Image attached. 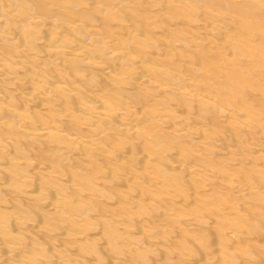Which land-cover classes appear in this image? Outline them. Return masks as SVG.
I'll list each match as a JSON object with an SVG mask.
<instances>
[{"label": "rangeland", "instance_id": "1", "mask_svg": "<svg viewBox=\"0 0 264 264\" xmlns=\"http://www.w3.org/2000/svg\"><path fill=\"white\" fill-rule=\"evenodd\" d=\"M39 1H41V3H43V6ZM52 1L54 4L56 3L55 4L56 6L53 5ZM79 1L80 0H30V1L29 0H15V1H13V0H0V12H1L0 18L4 19V20H2L3 22L6 21V19H7V21L8 20L12 21L13 27L15 28L17 26L16 28H18V29H16V28L14 29L11 26V24L9 25V23H11V22H7V21L4 22L6 24H4L2 21L0 22V31L1 32L6 31V30L11 31L9 33L10 35H8L10 37L9 38L10 40H8V38H6L7 40L5 38H1L3 40L0 39V46H1L0 47V53L4 52V55L6 54L7 57L10 55L11 58L12 57L14 58V60H13L9 57L10 60L14 61V63L13 64L10 63L12 65H7L6 72L11 70L9 68L13 67L15 62L19 61L18 63L21 64L26 59V58H24V60H23V57H22L23 52L20 53L26 45L33 48V49L35 48L39 51H42V50L45 51L48 49V45H47L48 43H49V47H50V44H52V45L56 44L57 45L60 42H61L60 44L62 46L64 44L66 46L72 45V44H74L75 41H76L75 45L79 41H81L82 43L87 42V44H89V45L86 44L87 46H85V47L88 48V46H89L90 49L94 48L96 46H100V47H96L98 49H101V50H98V53L96 51L97 50L96 48H95L96 50H94L98 55L95 54L94 51H93L94 53H91L93 49H91V51H88V50H90L88 48V50L86 51L87 53L86 52L85 53L86 54L90 53L91 54V55L89 54L90 56L86 55L84 53L85 55L78 56L80 59L76 58V59L71 60L68 58L69 60H71V63L67 60L63 61L64 64L60 65L62 67L61 69L58 68V66L53 67L52 63H48V64H44V65L41 64L40 62L36 63V65H35L36 68H38V66H40L41 68L39 67V69L41 71L46 69V70H48V72L52 76H53V73L56 72V75H54L53 78H55V76H56L59 79L65 81L64 83L70 84L72 87H75V88L78 87L79 89L81 88V90H79V93L76 91L73 94H71L70 96L66 93L68 95L67 96L65 94V92L61 93L60 91H56L55 96L56 95H57V97L61 96V98L56 97V99L54 101H52V102L49 101L48 104H50L51 106L54 105L53 109L56 108V110L59 109L58 106L60 105L59 107H61V105L64 102L69 103V106L71 105L70 107H72V106L78 105L80 101H83L82 99L85 98L84 95L87 94L88 97H90V99L87 98L86 100L87 101L93 100V102H91V104H93L95 102L96 99L94 98V96L97 95L96 98H99V100H104V103H106L105 108H107L108 105H109L108 108L116 107L119 109L122 105H123L122 107H127L129 105L131 108L129 112H127V110L126 111L124 110L123 114L122 113H112V114H109L110 116H108L106 114L107 116H103V118L101 116V118L100 117H96V118L91 117V119L87 118V115L90 116L89 114H87L86 117H83L85 114H82V112L79 111L76 113H79L82 116L74 113L78 117L76 115L74 116V114H72L74 116V118L71 117L72 115H70V117H68V118L64 116V117H62L63 119L59 120L60 117H58V115H56L53 111L47 110L48 112L46 111L47 112V115H46V112L42 111V113H41L40 110H36V109H39V107H41V104L38 106L37 103L35 104V103L31 102L34 105V107L36 106V109H32V108H34L33 105L31 104L32 107H31V105H29L30 102L27 100V96L25 94H23L24 92H22V91L26 90V89L24 90V86L20 87V85H19L18 87H20L21 89L17 88V87H16L17 88L16 89L15 88L16 85L14 86L12 84L14 87L12 86L10 88H15V90H17L16 92L14 90L13 91L9 90L10 88L8 89L9 92L7 90L1 91L2 93H0V94L3 96L2 100L6 101V99H8L9 101L8 102L6 101L5 103L8 104L10 102L8 105L11 104L12 106L10 105V107H8V105H6V104L4 106H2V105L0 106V118H1L0 120L5 122V123H1V121H0V123H1L0 124V131H1L0 134L2 136V138H0V143L4 144V145L1 144L4 148V151H2V149H1L2 146H0V158H1V160L3 159L2 161L0 160V162H1L0 165L1 164L4 165V166H1L2 168L0 167V174L2 173L0 176V186H2L1 184H3L4 187L6 185L8 186L7 189L4 188L3 186L0 187V190L2 188V192L0 191V208L2 209L3 212L4 211L7 212V213H4V217H7L8 220H11V221L13 220L14 223L11 224V223L6 222L7 219L5 221H3V222L8 223L7 227H6V223L3 226H1V223H0V227L2 228V230H4V228H5V230L7 231L6 234H5V232L3 233V231H2L1 234H5V236H7V237H5L4 235L0 236V239L3 240V242L1 240L0 241L2 242V244L4 242L5 243L7 242L8 246H10L13 243L12 241H15L16 243H17V241H19L18 243H21L20 245L18 244L20 247H22V246L25 247L28 244V247L27 246H26V248L23 247V249L27 253H25L24 250H23L24 252L21 251L22 249L21 248L19 249L18 248L19 246H15L16 249H18V251H12V253H13L12 254L11 253L12 247H8L9 251H10V253H8V254L12 255L13 264H17V262H19V264H39V263L40 264H47V263H49V264L50 263L51 264H60V263L61 264H64V263L65 264H129V263L130 264H162V263L163 264H224V263H227V264H264V152H263L264 151V132H263L264 131V127H263L264 126L263 125L264 124V8H263L264 7V0H262L263 2L260 1V2H262L261 4H263V5H261L260 2L258 3V5H256V0H205V1L204 0H188L190 2L192 1V3H190L186 0H184L185 2L182 0H176V1L175 0L174 1L173 0H164V1L161 0L160 3L163 2L161 4L158 3V0H154L155 2L157 1L156 3H154V1H152V0H148V1L147 0H138V1L131 0L132 6L130 5L131 4L130 0H124V2L122 1V3L120 0H114V1L113 0H81L80 2ZM125 1H126V4L128 7L125 5ZM127 1H129V2H127ZM167 1H170V3ZM178 1H179V3H178ZM193 1L195 2V4ZM25 2H27V3H25ZM68 2H69V4H68ZM70 2H71V4L75 5L74 8H73V5L70 4ZM75 2H77V3H75ZM144 2L145 3L148 2V3L145 4ZM166 2L171 4V6H168V4H166ZM173 2L175 4V6H174ZM175 2H177L178 4ZM108 3H110L111 5ZM149 3L152 4L153 6H155V8H151L152 6L150 7ZM66 4H68V6ZM136 4H138L139 7L135 6ZM163 4H165V6L167 5V8L169 10H170V8H173L175 10L171 9V11L169 12L168 9H164L165 6ZM180 4H184V5H180ZM186 4H189V5H187V8H186ZM199 4H200V6H199ZM219 4H220V6H219ZM259 4L261 6H259ZM44 5H46V6H44ZM82 5H84V7ZM145 5H147V9L150 11H148L146 9ZM160 5H162V8ZM190 5H191V7H190ZM194 5H198V8H196V6H195V9H194L193 8ZM201 5L203 6V9H202ZM31 6L33 9L31 8ZM57 6L60 8V10L58 9ZM69 6H71L72 8ZM90 6L91 7L93 6L92 9H90ZM184 6H185V8H184ZM251 6H252V8H251ZM27 7H29V8H27ZM34 7L35 8L37 7L38 10H36ZM95 7H97V8L100 7V9L98 8L99 10L93 11V9ZM106 7L109 8L111 12L110 11L108 12L107 11L108 9ZM114 7L116 9L115 12L113 9ZM125 7L128 9H126ZM130 7L132 10L130 9ZM140 7H142V9H140ZM143 7H145V8H143ZM49 8H51V9H49ZM61 8H63V9L65 8V9L61 10ZM67 8H68V10H67ZM111 8H112L113 12H112ZM181 8H183V9H181ZM189 8L190 9L193 8L192 11H190ZM249 8H251V9H249ZM4 9H8V11H5ZM46 9H48V10H46ZM119 9H120V11H119ZM184 9H187L188 13ZM240 9H242V11ZM27 10L31 13L27 14V12H28ZM42 10H46V11H42ZM49 10H51L52 13L48 12ZM65 10H67V11H65ZM75 10H77L76 13L73 12ZM104 10H106V11H104ZM128 10H129V12H127ZM138 10H139V12H138ZM153 10H155V11L157 10L159 15H157L155 17V19H150L148 16L150 14H148V13H151L153 16L156 15V12H153ZM237 10L239 12L241 11V13L243 12V10H245V12H243L242 14L240 13L241 14L240 15ZM9 11H11V12H9ZM59 11H60V14L57 13ZM68 11L71 13H68ZM90 11H92V12H90ZM98 11H100V12H98ZM121 11H124L125 13L123 12V14H122ZM140 11L142 13H145V15H147V17L144 14H142V18H141ZM145 11H148V13L146 14ZM160 11H161V13H160ZM166 11H168V13H166L167 15H165V13L163 14V12H166ZM189 11H190V13H189ZM216 11L217 12L221 11V13H225V14H229V15H238L239 14V17L241 16L238 21L237 20L236 21L228 20V23L226 25L224 24L225 26L224 25L221 26V28L231 26L232 30H233L231 34L225 33L223 31H219L221 28L219 30L216 29V33H217L216 35H215V31H211L209 33V31H210L209 29H207V31L205 30L206 27H204V24L205 23L209 24L210 21L209 22L207 20H206V22L202 21V18H203V20H205V18L210 17L209 18L211 20V24H210L211 27L210 28H212L213 25H215V24H217V22H219L217 20V18L213 16L214 12H216ZM234 11H237V12H234ZM8 12H9V14H7ZM12 12L16 13V15H18L19 19L17 18L16 20L17 21L19 20L20 22L19 21L17 22L15 20V17H17V16L16 15L14 16ZM20 12H23L24 15L21 14ZM61 12H64V13H61ZM66 12L68 14H65ZM72 12L75 13L74 14L75 17L78 16L77 17L78 19L75 18L74 16H72L73 15ZM134 12H136V13H134ZM10 13H12V14H10ZM97 13H99V14H97ZM101 13H102V15H101ZM109 13H111V14H109ZM126 13H127V15H126ZM255 13H257V14H255ZM5 14L7 15V18H4ZM70 14H72V15H70ZM112 14H113V17H110V16H112ZM120 14H121L120 17H122L123 15H126V17L124 16V18L119 19ZM182 14H184V15H182ZM49 15H51V16L53 15V17H55V18H53ZM67 15H69V16L67 17ZM169 15H171L172 18L170 16V17H167V19H166L165 17L169 16ZM8 16H11V17L13 16V18L8 17ZM24 16H28V17H24ZM31 16H38V17L39 16L40 17H48L49 16L48 18L51 17V20L54 23L52 21L49 22V20H48L49 23L47 22L43 25H39V27H38L35 24H33V22L28 21V19L31 18ZM107 16H108V18L106 19ZM175 16L177 18H173ZM58 17L61 18L60 21H57V20H59ZM139 17H140V19H139ZM145 17H146V19H144L142 21V19ZM158 17H159V19H158ZM185 17H186V19H185ZM69 18H71V19H69ZM80 18H81V20H79ZM168 18L169 19L171 18L173 20L170 19L171 20L170 21ZM68 19H69V22L74 20L73 23H75V25L70 24V26L68 27V29L66 31L65 28H67V27L63 26L64 24L61 25V21L63 20L62 22L66 23V22H68ZM100 19H101V21H100ZM132 19H134V22H132L133 21ZM147 19H150V20H147ZM175 19L179 20V21L181 19V24L179 21L178 22L174 21ZM140 20L143 23L148 22V26H146L145 24L143 26L142 23L140 25V23H139ZM187 20H188V22H185ZM27 21L31 23V24L30 23L28 24V27L26 26ZM158 21H160V22L158 23ZM24 22H26L25 27H27V28H25V27L24 28L27 29V31L31 30L32 27H33L32 29L35 30L33 32V35L32 36L30 35L31 36L30 39L25 38L27 36V33L25 35L26 30L23 27H21ZM151 22L153 23L152 25H151ZM77 23L78 24L80 23L82 25L81 29L79 28L80 25H78ZM88 23H89V25H88ZM93 23L94 24L96 23V25L98 27L95 25L93 26ZM98 23H99V25H98ZM104 23L106 24V26L104 25ZM130 23H131V25H130ZM187 23H189V25ZM135 24H137L138 27ZM149 24H150V26H149ZM155 24H156V27H155ZM158 24H161V25H159L160 27L158 26ZM164 24H165V26H163ZM167 24L168 25L170 24L173 29L170 30L171 27H169L170 25L167 26ZM252 24L254 26H252ZM194 25H196V26H194ZM260 25H261V27H260ZM30 26H32V27H30ZM71 26L74 27V29ZM201 26H202V28H201ZM54 27H56V29H54ZM131 27L132 28L136 27V28L131 30V29H129ZM143 27L146 28V30ZM185 27H187V29ZM217 27H219V26L217 25ZM233 27H235V28H233ZM95 28H97V29H95ZM223 28H222V30H223ZM38 29H40L41 31L40 30L38 31ZM128 29H129V31H128ZM157 29H159V30H157ZM162 29H164L166 31H163ZM203 29L205 30L204 32H203ZM74 30H76V31H74ZM92 30H96V31H92ZM137 30H139V31H137ZM182 30L184 31V33ZM212 30H215V29H212ZM16 31L19 33H17ZM83 31H85V33H83ZM87 31H89V32H87ZM136 31L138 34L136 33ZM149 31L152 33L151 37H150L151 33ZM225 31H227V30H225ZM250 31H253V33H255V34L251 33ZM35 32H36V34L39 32H41V33L36 35ZM50 32H52V33L50 34ZM155 32L157 33V35ZM218 32H220V33L223 32V34L222 33L220 34ZM30 33H31V31H30ZM30 33H28V34H30ZM88 33H91L93 38L86 36ZM92 33L95 36H93ZM145 33H148V34L150 33V34L147 36ZM159 33L160 34L162 33V34L160 35ZM181 33H183V34H181ZM247 33H249V34H247ZM41 34L44 35V37ZM67 34L68 35L70 34V35L68 36ZM81 34H83V35H81ZM84 34H86V35H84ZM105 34L108 37L111 35L112 36L111 38H113L112 41L114 40V42L113 43H112V41L106 42L104 40L106 37ZM66 35L68 37L67 39L65 38ZM123 35H124V37H123ZM131 35H132V37H131ZM143 35H144V37H143ZM251 35H253V36H251ZM12 36H13V39H11ZM16 36H18L17 41L15 40L17 38ZM45 36H46V38H45ZM171 36H172L173 40H172ZM175 36H177V38H179V36H180V38H179L180 41H181V39L183 41H181V43H179V42L177 43V41H179V40ZM72 37L74 39H71ZM77 37H78V39H77ZM133 37L135 40L138 39L137 40L138 43H136V41L135 42L133 41L134 40V39H132ZM141 37H143V39L144 38L147 39V42H146L147 44H145V42H143L141 40ZM164 37L167 38L168 40L165 39ZM51 38H52V40H51ZM94 38L95 39L97 38V39L95 40ZM99 38H100V40H99ZM111 38H109V39H111ZM20 39L23 41L22 43H18V42H20ZM31 39H32V42H30ZM60 39H61V41H60ZM69 39H70V41H72V40L73 41L70 42V41H68ZM146 39H145V41H146ZM175 39H177V40H175ZM195 39L197 42H194ZM24 40L25 41L29 40L30 43L28 41H26V42H28V43H26ZM53 40L56 41V43H54ZM58 40H59V42H58ZM155 40L156 41L159 40L160 44L158 45L159 47L154 49L151 47L154 46L153 44H155V42H156ZM1 41H3V43L5 42V43L3 44V43H1ZM14 41H15V44L13 43ZM43 41L45 43L47 42L46 43L47 47H45L46 45ZM122 41H123V43H122ZM141 41L143 43H141ZM217 41H218V43H217ZM69 42H70V44H69ZM9 43H10V45H9ZM11 43L14 46H12ZM219 44L221 45V47ZM23 45H24V47H23ZM42 45H45V46H42ZM75 45H72V46H75ZM146 45H149L148 46L149 49H147V47H145ZM201 45H203V46H201ZM222 45H224V46H222ZM19 46L22 48H20ZM126 46H129V48ZM165 46H167L166 48H169L168 50H170V51H168L165 48ZM14 47H16L18 50ZM130 47L132 49H130ZM162 47H163V49H162ZM150 48L154 49V50H152L154 52H150L152 55H154L153 57L148 52L150 50ZM116 49L118 51L121 49V51L124 52V55H127L126 52H128V56L129 57L133 56V58L135 56H134V53H132L131 51H134V50L136 51V49H137L138 53L136 52L135 55L138 56L137 59H141V60H139L136 63L140 67H141L140 64H142L143 68H140L137 64H135L136 68H135V66L128 64L127 63L128 59H126L127 58L126 56H125V58H119L123 55H121V56H117L116 54L113 55L111 52L114 50L116 51ZM160 49H162V50H160ZM175 49L177 51H175ZM19 50H20V52H19ZM129 50H131V51L129 52ZM6 51H7V53L8 52L9 53L7 54ZM155 51H157V52H155ZM159 51H161V52H159ZM169 52H170V55L172 53L171 56L168 54ZM108 53H110V54H108ZM156 54H158L159 56H157ZM175 54H176V58L174 57ZM185 54H187V55H185ZM189 54L191 57H189ZM0 55L3 56L2 54H0ZM15 55H16L17 61H15ZM17 55H18V58H17ZM149 55H150V57H149ZM146 56H148V58ZM180 56L183 58H181ZM24 57H26V56H24ZM93 57L95 59H92ZM161 57H163V58H161ZM158 58H160V59L158 60ZM164 58H166V59H164ZM198 58H200V60ZM240 58H242V59H240ZM89 59L91 61L102 62L103 63L102 68H104L105 70L106 69L108 70V68H109L110 73L105 74L103 71L100 70V67H92L93 65L88 66V60ZM143 59H146V60L144 61ZM150 59H152V60H150ZM74 60L77 62L74 63ZM124 60H126V61L122 62ZM241 60H243L244 62ZM26 61H28V60L26 59ZM140 61H142V62H140ZM193 61H194V64H192ZM29 62H30V60H29ZM29 62H27V63H29ZM31 62L34 63V60H31ZM148 62H150L151 64ZM49 64H50V66L48 67ZM145 64H148L147 66H148L149 70L151 68V71H152L151 72V71L147 70V72H148L147 75L150 77L153 76V78L156 79L157 81L161 80L163 82V79L166 78L164 80V82L170 81V84H171V81H173L172 78H177L180 75L182 77L185 76L186 79L188 78V81L187 80L183 81L185 79L184 77H183L184 79H181L182 77L179 78L181 81L174 79L177 86L178 87L182 86V89L188 90L187 86L190 83L194 88L196 87L194 89V92L196 90V93L197 92L199 93V90H200V92L206 94L205 98L202 97V95H204V94H202V95H200L201 99L194 98V100L191 99V101L187 102L188 99L184 98V96H180V98H179V96H177L180 93L177 95L171 96V97L169 95L164 96V97L163 96L161 97V95L155 96L154 90H153L155 86H152V84H159V82L154 83L153 81H152V84L146 85L143 87H140V85H139L140 83L139 84L137 83L138 86H130L131 85L130 83L133 82V78H135V80H137L136 82L139 81V77H140L139 75L142 74L141 71L145 72L144 69L147 67V66H145ZM154 64H156L155 67H154ZM159 64L161 67L165 68V69H163V71L166 73V74H164L165 76H163L162 74H159V76H158L156 74V73H160L159 69H162L159 67ZM29 65H31V63ZM168 65H170L172 67V69L170 66L168 68ZM177 65L180 67H178ZM51 66L55 69V71L53 68H51ZM106 66L107 67L109 66V67L107 68ZM191 66H193L194 68H191ZM122 67H126L125 68L126 70ZM156 67L158 69H156ZM120 68H122V70ZM167 68L169 70L171 69V70L176 71L177 74L179 73L178 70H180V74L177 77L176 76L174 77L173 73H175V72L172 71L173 73L169 72L172 75L171 76L169 73H167V71H169ZM188 69H189V71H191V73L189 71L186 73V70H188ZM59 70L61 71V73ZM113 70L116 72H114ZM119 70H121V72H123V73L119 72ZM156 70H158V71L156 72ZM181 71H182V74H181ZM118 72L120 74H122L121 75L122 77H123V74H124V76L128 77V78L123 77L126 82L123 80L122 77H121V79H118V78H120L119 77L120 74H117ZM114 73H115V75H114ZM125 73H126V75H125ZM167 74H169L171 76V78L169 75H168L169 78H167L168 77V76H166ZM131 75H137V77L131 76ZM186 76H188V77H186ZM62 77L63 78L65 77V78L63 79ZM111 77H113V78L115 77V79H112ZM157 78H159V79H157ZM111 80L112 81L114 80V81L112 82ZM192 80L194 81V83ZM198 80H199V82H198ZM174 81H173V83H174ZM195 81H196L198 87L195 86ZM61 82L62 81H60V83ZM116 82H119L120 85L122 84L121 88H120V86L118 87L119 90H117V88H116L117 85H114V84H116ZM127 82H129V83H127ZM184 82H187L188 85ZM207 82L209 84H207ZM165 83L167 84V82H165ZM38 84H40V83H38ZM42 84L44 85L43 82H42ZM123 84H125L126 87ZM127 84H130V85L128 86ZM162 84L163 83H161L159 85H162ZM43 85H42V87H43ZM134 85H136V83ZM185 85H186V87H185ZM42 87L40 86L39 88H42ZM105 87H106V89L104 90ZM123 87L126 88L125 91L123 90L124 89ZM110 88L111 89L113 88L115 92H113V89H112V90H110V92H111V94H110L109 93ZM48 89H50V88H48ZM205 89L208 91H206ZM18 90H20V91H18ZM51 90H52V88H51ZM107 90H108V92H106ZM122 90L124 92H127L126 90H128L127 94H124V92H122ZM4 92H8V93L4 94ZM212 92L214 93L213 94L214 97L217 96V97H215L216 101L213 100V101H215V104L213 105L211 102V104L214 107L217 106L220 109L221 107L223 108L224 105H229L232 102L231 104H233L234 109L237 110L239 108L238 110H244L245 116L247 118L245 117L244 118L245 120H244L243 117L235 116L232 118L234 121V122H232L233 124L230 122L231 125L226 124V123H224V125H223L222 124L223 122L220 121V119L222 118V116L220 118V114H222V113L218 110V108L213 107V110L211 108H207V105L209 104L208 102H210V100H209L210 97L208 96L209 98H207V95L210 94V96L212 97V95H211ZM9 93H10V95H9ZM76 93H78V94L76 95ZM121 93L124 96H122ZM181 93H183V92H181ZM7 94L9 95V97ZM62 94H63V96H62ZM98 94H100V95H98ZM151 94L153 95V98L151 97L152 96ZM4 96L6 99L4 98ZM19 96L22 97L23 100L18 99L17 97H19ZM77 96H79L78 99H77ZM102 96L105 97L106 99L102 98ZM108 96H109V98H107ZM112 96L113 97L115 96L116 99L118 97L117 100L119 102L121 100V102L120 103L118 101L116 102L115 98L111 100L110 97L113 98ZM123 97H124L125 101H123ZM172 97H176V99L175 98L172 99ZM72 98L73 99L75 98V99L73 100ZM165 98H166V100L167 99L169 101L171 100V102H169L167 100L166 103H168V105L171 103L173 104L171 107V109L173 111L169 110L170 107L167 106V104H165V101L163 102L162 99H165ZM178 98H179V101H178ZM12 99H15V101ZM24 99H25L27 104L24 102ZM150 99H152V100H150ZM154 99H155V101H154ZM156 99H158L160 101H156ZM2 100H0V102ZM44 100H46V99L44 98L43 101ZM77 100H78V103H77ZM175 100H176V102L178 101V104L175 102ZM22 101H23V104H22ZM111 102H113V103H111ZM205 102L207 105L205 104ZM223 102H224V104H222ZM88 103H90V102H88ZM153 103H155V104H153ZM219 103H221L222 106ZM13 104H15V105H13ZM24 104H26L24 106L25 108L27 107V105L29 108L24 109V107H22ZM114 104H116V105L119 104L120 106L117 105L118 106L117 107L116 105L114 106ZM186 104H188V105H186ZM163 105H166L169 108H166V106H163ZM6 106L8 107L7 110H6V108H7ZM208 106L211 107L210 105H208ZM4 107H5L6 112L4 110ZM11 107H13V108H11ZM15 107H18V109L17 108L15 109ZM116 108H110L108 110H110V111H113V110L116 111L117 110L118 111V109H116ZM139 108H140V111H139ZM12 109H14L15 111H12ZM121 109H123V108H121ZM3 110L5 113L3 112ZM8 110H9V113L7 112ZM17 110L19 113L20 112L21 113L26 112L24 114L22 113V115L24 116L26 114V116L28 115V117H26V116L21 117L20 116L21 113L20 114L17 113ZM41 110H44V109H41ZM132 110L133 111L135 110V111L133 112ZM164 110L165 111L167 110V112L171 111L172 115H173V113H174V115L173 116L169 115L171 113L167 114V112L163 113ZM39 111L41 114L39 113ZM217 111H219L220 113ZM35 112L37 115L35 114ZM12 113H14V114L12 115ZM43 113H45V117H44ZM127 113H128V115H127ZM6 114L7 115L11 114L8 116V119H10V120L15 119V120L14 121H12V120L11 121H4L5 116L7 117ZM57 114H58V112H57ZM120 114H121V117L119 116ZM163 114H165V115H163ZM38 115H39V118H38ZM112 115H113V120L111 119ZM114 115H115V117H114ZM122 115L125 116L124 117L125 119L122 117ZM217 115H218V117H217ZM19 116H20V118H19ZM30 116H31V118H29ZM48 116L49 117L51 116L52 118L53 117L54 118L52 119V118H49ZM3 117H4V119H3ZM35 117H36V119H35ZM127 117H130V118H128L126 120ZM231 117H232V115H230V118ZM120 118L124 119V124H125L124 126L129 127L128 129L121 127L120 123H118V121H116V120H119ZM163 118H165L166 120L167 119L169 120V121H167L168 122L167 126L164 127V129L156 128L155 127L156 125H154L153 122L159 121V119H163ZM24 119H25V121H28V120H33V121L32 122L28 121L26 123L24 121ZM51 119H52V121H50ZM237 119L243 120V122L246 121L245 123L247 125H245V123H242V121L240 124V122H238ZM38 120H39V122H38ZM41 120H44V121H41ZM46 120H48V121L46 122ZM56 120H58L59 122ZM19 121H21L20 124L18 123ZM34 121L38 122L37 124H39V126L37 124L34 125L35 124ZM249 121L250 122L252 121L253 124H251ZM11 122H12V124H10ZM29 122H31V123H29ZM41 122H43V123H41ZM50 122H52L53 127H52ZM77 122H80L78 126H77V124H78ZM248 122L250 123V125H253L254 128L251 127L250 125L248 126V124H249ZM260 122H262L261 123L263 125V126L261 125L262 128H258V126H257V123H260ZM7 123H8V125H7ZM40 123L45 127L51 128L50 131H53V132L49 131L50 133H47V134L42 133L45 136H43L44 138L41 137V139H36V141H37L36 143L38 144V145H36L33 141V139L37 137L34 134V132L37 133L38 129H36V128L37 127L39 128L42 126V125H40ZM16 124H18V125H16ZM111 124H116V126L114 129L109 130L108 127ZM242 124H244V125H242ZM28 125L30 126L29 128H33L35 126L34 127L35 129L34 128L32 129L34 131L33 133H32V130H30L29 128L27 129L26 126H28ZM240 125H241V127H240ZM18 126H20V129H19L20 131H18V129H17ZM246 126H248L250 129L249 128L247 129ZM75 127H78V128L75 129ZM82 127H84V128H82ZM174 127L175 128L177 127V130H178V131H176L177 135H180L181 133H183L184 130L186 131L187 128H188L189 132H192V133H193L192 130H195L194 132L196 133V138L194 137L195 135L194 136H188V135L185 136L184 133L181 134L183 137L181 135L176 137V136H174L175 133H174V135L172 133L173 131H175ZM205 127L210 128V129H207ZM15 128H16V130H13ZM85 128H86V130L83 131V129H85ZM117 128L121 129V130L125 129L124 131H126V132L125 133L120 132L119 130H117ZM134 128H136L137 130ZM201 128H203V130ZM3 129L5 130L4 132H2ZM23 129H27L28 132H26V130L23 131ZM64 129H65V131H64ZM152 129H153V131H152ZM155 129H156V132L154 131ZM180 129H184V130L182 131ZM199 129L201 130V132ZM54 130L57 132L55 133ZM107 130H109V132L110 131L111 132L110 133L105 132ZM135 130L139 131V133L136 132ZM140 130L144 133H141ZM76 131L79 133H77ZM20 132H22V134L28 133V134H26L28 136H30L32 134H33V136H36V137H33V136L30 137L32 139L33 143L29 142L31 140H29L28 136H27L28 137L27 140L25 139L26 135L25 136L23 135V137H22V134ZM80 132H81V134H80ZM157 132L159 133L158 137H153V136L157 135ZM178 132L180 134H178ZM218 133L221 134L222 136L219 135ZM12 134H14V135H12ZM143 134L146 137L143 136ZM154 134H156V135H154ZM223 134L225 137L223 138V140H218L221 143V144H219L216 140L223 137ZM47 135H50V136H47ZM56 135H57V137H56ZM68 135L70 137L73 136V138L69 139ZM80 135L82 136V139H79V138H81ZM134 135H135V139L138 137L137 139H139V140H138L137 145H135V146L133 145L134 147H132L131 145H129L130 143L128 140H129V137L134 138ZM136 135H137V137H136ZM200 135H201V137H200ZM3 136H6V137H3ZM53 136H55V137H53ZM67 136H68V138H67ZM74 136H76V138H74ZM77 137H78V140L76 141L75 139H77ZM139 137H141L142 139ZM3 138H8L6 140H9V141H11V139L13 138L12 143L15 144L18 141L21 142L20 149L22 148V146L24 144L23 148H26V147L29 148L30 147L31 149H33L36 152H33L31 149H28V148L20 150L18 148L19 147L18 143L15 144V146L16 145L18 146V147L16 146L17 149H14V148H16V147H14V144L13 145L12 144L6 145L8 143H6L7 141L4 140ZM19 138H21V140H19ZM45 138H46L47 142L43 141V140H45ZM62 138H65L66 141L65 140L62 141ZM96 138L97 139L99 138V140H101L102 146L97 148L94 145H93L94 147H92V144H90V143L87 144L88 140L96 139ZM127 138H128V140H126ZM154 138H157V139H154ZM158 138L162 139V143H161V140H159ZM204 138L205 139H211V138L214 139L215 138L216 139L215 141L218 144V147L217 146L216 147L219 150L214 149V148L212 150V147H207V146L201 147L200 145H203L204 141H206ZM47 139L49 140V142ZM67 140H69V142ZM72 140H75L76 143L73 141L74 143L71 144ZM155 140L157 142L159 141V144H158V146L154 147V143L156 142ZM4 141H6L5 142L6 144L4 143ZM117 141L119 144L116 143ZM142 141H145V142H142ZM63 142L66 145H64ZM121 142H123V143H121ZM9 143H11V142H9ZM57 143H59V144H57ZM60 144H61V146H60ZM82 144H83V146H82ZM198 144H200V145H198ZM207 144L208 143H206V145ZM113 145H114V147H116V150L113 147ZM219 145L220 146L222 145L223 147H220ZM7 146L9 147V150L11 148L12 149L9 151ZM69 146H72L70 152L73 151V153H71L73 155H71L69 152H68L69 155H67L68 153L67 154L65 153V151H68ZM73 146H75V147H73ZM124 146H125V148H124ZM162 146L165 147L164 148L165 150H162L163 149ZM166 146L168 149L166 148ZM251 146H253V147L257 146L258 148L252 147L253 149L251 148L252 149V151H251L250 150ZM6 147H7V149H6ZM49 147H51L53 149V151ZM63 147H66V150H64ZM76 147L78 148L77 151L80 150L82 154L80 153V151L77 152L76 149H74ZM38 148H40L41 150ZM42 148H43V151H42ZM202 148H204V149H202ZM61 149H63L64 152H62ZM22 150H24V151H22ZM88 150H90V151H88ZM113 150L115 152H113ZM206 150H208V151H206ZM235 150H236V152H235ZM60 151L63 153V155L65 154L64 157L60 155V154H62ZM116 151H119L120 154L122 153L120 155V157L118 156L119 154L116 155V153H119ZM164 151H166V152H164ZM53 152H54V154H53ZM261 152H262V154H261ZM107 153H108V155H107ZM147 153H148V155H147L148 157H149V155H151L149 157V159H151V160H149V159H147V157H145ZM20 154L22 155L21 159H20ZM24 155H26L25 158L23 157ZM70 155H71L72 159L70 158ZM104 155H105V157H104ZM124 155H126V156H124ZM5 156H7L8 158L6 157V159H5ZM85 156L87 158H89V161ZM18 157L20 160H18ZM78 157H80V158H78ZM83 157H85V159L81 160ZM164 157H167L170 160V162L168 159H166V158L164 159ZM233 157L235 159H232ZM238 157H241V159ZM32 158H33V161L37 164H35V163L33 164V162L31 161ZM208 158H209V160H208ZM25 159H26V161H25ZM62 159H64V160H62ZM118 159H120V161ZM224 159L226 161H224ZM231 159H232V161L235 160V162L234 163L231 162L230 161ZM22 160L24 161V164L28 166V167L26 166V168H28L27 170L25 169V165L21 164V163H23ZM27 160L32 162L33 166H31L32 164H30L29 161L27 162ZM79 160L84 161L83 162L84 164H82V165L89 164L88 167H85V166L83 167L81 165V163H79ZM85 160H86V162H85ZM175 160H176V162L180 160L179 165H183V168H181V166H180L181 169H178L179 166L176 163L174 164ZM227 160H229L230 162H228ZM46 161H48V162H46ZM93 161H95V162L92 163ZM90 162L92 163V165L93 164L97 165V163H98V165H97L98 168H95L94 165L90 166V164H91ZM13 163H15V164H13ZM42 163H43V165H42ZM52 163L54 165H56V167H55L56 169L59 167V169H61L60 171H63L64 173H66L67 168H69L68 170H70L72 172L70 173L67 170V174L69 175V174L73 173V175L74 174L76 175V177H74L73 175H69V179H68V177H64L63 181H65V184H70L69 185L70 187H71V185H74L76 183L72 187L78 194H81V197H78V194L76 192L73 193V191L69 189L68 185H66L68 187V189H67V188H64L63 187L64 184H62V185H59L61 187H59L58 185H57V187H59L61 189L63 188V190L65 189L64 191L59 190V188H57L56 186H54L53 187L54 189H53L51 186L50 189H52V190H50V193L48 194L49 198H46L47 200L46 199H40V200L37 199L39 192L41 191V189H44V185L46 184L45 183L46 180H44V181L41 180V177L43 176V174H42L43 169L42 168H45L44 170L46 171V173H44L45 175L43 177L44 178L48 177L49 175L48 176L46 175V174H48L47 173V171H48L47 167L50 166V164L53 167ZM78 163L82 167H80V165ZM196 163H197V165L198 164L199 165L197 166ZM169 164H170V166L168 167ZM209 164L213 165V166H211V167H213L212 170H207L210 167ZM9 165L12 166V169L17 170V168H18V170H17L18 172H15V170H14V172L16 175L18 173L17 176H20L19 179H22L21 180L22 182L20 180H17L18 182L20 181L19 183H17V186L20 184L23 187L24 186L23 184H25L27 187H29V191H33V193L35 194V199L38 201H36L35 199L29 200L28 198H26L28 200H25V198H23V197H25V193L22 192V189L18 190V191H20L19 193H18V191H17V193H16V191H13L16 188L15 185H16L17 181H15V180L11 181L12 179L10 180V173H12L11 171H13V170L9 169L11 167L8 168ZM14 165L16 167H14ZM22 165H24V166H22ZM203 165H205V167ZM171 166H173V167L171 168ZM201 166H202V168H201ZM3 167H5V169H3ZM40 167H41L42 171H41V169H39ZM176 167H178V168H176ZM211 167H210V169H211ZM6 168H8V169L6 170ZM75 168H76V170H75ZM173 168H176V169H173ZM188 168L190 169V171ZM193 168H194V171H193ZM19 169L23 172V174L22 173L20 174ZM36 169L40 170L41 172L36 170ZM171 169H173L175 171H173ZM9 170H11V171H9ZM168 170L170 171L169 174H168ZM3 171H4V174H3ZM27 171H29V172H27ZM73 171L74 172L78 171V174L76 172L74 173ZM24 172H26L25 174L27 175V176L25 175V177H24ZM34 172L36 173V175H33ZM190 172H192V173L190 174ZM204 172L207 174H205ZM37 173H38V175H37ZM176 173L180 174V175H177ZM202 173H203V175H202ZM208 173H210V174H208ZM7 174H8L7 179H9L11 182H14L15 185H14V183L13 184L10 183L6 179H4L5 181L3 180V177L4 176L6 177ZM31 174L34 177L36 176V178L31 177L32 176ZM12 175H14V174L12 173ZM78 175L82 176L83 179H82V177H77ZM29 176L31 177V180L29 179L30 178ZM37 176H39L40 178L39 177L37 178ZM192 176H195V177H192ZM205 176H207V177H205ZM26 177H28V178H26ZM179 177H180V179H179ZM15 178H16V176L14 177V179ZM16 179H18V178H16ZM7 181L9 182L8 184H7ZM69 181H70V183H69ZM26 182H29V183H26ZM48 182L49 181H47V183ZM72 182L74 184H71ZM78 182L80 184L82 182V184L79 185ZM156 182H157V184H156ZM236 182L240 183V185L237 184V187H235ZM30 183L33 184L34 187ZM241 183L243 184V186ZM29 184L31 186H29ZM230 184L233 186V188ZM258 184H260V185L258 186ZM20 185H19V187H17L18 189L21 188ZM238 185H239V190H242V191L236 190V189H238ZM10 186H12V187H10ZM35 186L37 187L38 190L35 188ZM86 187H88V188H86ZM90 187L92 188V191H94V192H92V194L90 192L91 191ZM203 187H205V188H203ZM80 188H85L86 191L84 194H83V192L80 193L81 190L79 192L78 189H80ZM96 188L98 191L96 190ZM4 189L6 190V192ZM55 189H56V191H55ZM174 189H176V191ZM57 190H59L60 192ZM147 190L149 191V193ZM7 191H10L11 193L7 192ZM82 191H84V190H82ZM235 191L240 192V195H239V193L236 194ZM4 192H5V194H4ZM61 192H62V194H61ZM63 192H65V193H63ZM67 192L68 193L70 192L71 194L70 193L68 194ZM204 192H206V193H204ZM51 193H52V195H51ZM88 193H90V195H87ZM93 193L94 194L96 193L97 197L93 196L94 195ZM36 194H37V197H36ZM72 194L74 196H75V194H77V195H76V197H74V196L70 197V195H72ZM6 195L7 196L9 195V197H6ZM54 196H56V197H54ZM58 196L61 199L58 198ZM62 196L64 197V199H62ZM11 197H12V200H11ZM17 197L19 199H17L18 203L16 204V203H14L13 200L16 199ZM77 197H78V200L79 199L81 200V202H80V200L78 202ZM90 197H91V199H90ZM3 198L5 200H3ZM6 198H7V200L10 199V204L12 203L14 206L12 204L10 205L9 201H7ZM74 198H76L77 201ZM56 199H57V201H56ZM66 199H68V201H66ZM73 199L75 200L76 203L74 202ZM86 199L88 200V203H84L86 201ZM173 199H174V202H173ZM90 200H91V202H90ZM187 201L191 202L192 205H189V203ZM200 201H201V203H200ZM2 202H5V203L7 202V203L5 204ZM33 202L36 204H34ZM49 202H50V204L52 202H54L53 206L58 204V207L55 206L54 207L55 209H51L52 205L50 206L48 204ZM59 202H60V204H59ZM77 202L80 204L77 205L78 204ZM84 204H88L87 208H91V209L83 210L84 208H82V207L85 206ZM8 205L10 206L9 208H8ZM4 206H6L5 208H8V211H7V209L4 210ZM37 206H38V208L39 207H43V208L42 209L40 208V210L38 211ZM67 206H68L69 210L67 208H65ZM12 207H14V208L15 207L16 208L21 207L22 209L20 208L21 211L19 209H18L19 211H15V210L12 211V209H14ZM31 207H33V208L31 209ZM62 207H64L65 210H63ZM29 208H30V210H29ZM48 208L51 209L52 211H48L49 210ZM26 209L28 211H26ZM34 209H36V210H34ZM57 209H59V211H57ZM44 210H46V211H44ZM55 210H56V212H55ZM10 211H12V212L15 211L16 213L15 212L14 213L16 214V216H13L14 213L12 214ZM25 211L27 212L29 217L28 216L25 217L27 215V214H25ZM68 211H70L71 217H69L70 213H68ZM77 211H79V212H77ZM20 212H22V213L24 212L23 215H25V216H23L22 214L21 215L18 214ZM32 212H33V214H31ZM2 213H0V218H1L0 222H2V219L4 218L2 216ZM8 213L12 216H9ZM67 213L69 215H66ZM57 214H58V216L54 218V216ZM52 216H53V218H52ZM17 218H18V220H20L21 218L22 219L26 218L27 220L30 219L31 222L28 220L29 225L28 224L27 225H28V227L30 226V228H31V226H32V228H34L32 230V232H31L30 228L28 230L26 229V231H24L25 229L20 227L22 225H23V227L26 226V225H24V223L26 224V221H27L26 219H23V221H25V222L24 223L21 222L22 225H19L20 221H17ZM45 218H47L48 220H45ZM56 218H58V221H59V219H62L61 220L62 222H64V221H65L64 223H66L67 221L68 222L65 224V226H62V223L60 222L61 223V226H60L59 222L57 224ZM68 218H71V220ZM72 218L75 220H73ZM77 218H78V220H77ZM209 219L211 221H209ZM44 220H45V222H44ZM203 220L204 221L206 220L205 222H207V223H204ZM208 221L210 224L208 223ZM46 222H51L52 225H48V224L45 225ZM241 222H242V224H241ZM30 223H31V225H30ZM32 223L34 224V227H33ZM41 223H42V225H41ZM216 223H218V224H216ZM15 224H18L19 228ZM161 224H164V225H161ZM9 225H10V227H9ZM54 225L56 226L57 229L60 227L59 230L54 229L55 228ZM129 225H131V226H129ZM15 226H17V227H15ZM39 226L41 227L40 231L38 229ZM42 226L44 227L43 229H42ZM69 226H70V228H68ZM156 226H158V227L160 226V227L158 228ZM170 226L171 227L174 226V228L176 227V229L171 228ZM63 227H64L65 231H64ZM129 227H130V230H128ZM21 228L23 229V231L20 230ZM24 228H27V226ZM51 228H52V230H51ZM10 229H12V230H10ZM61 229H63L62 230L63 232L61 231ZM131 229H133L134 231L131 232ZM8 230H10V231H8ZM13 230L14 231L17 230V233L19 230L22 232H27V233L24 234L25 235L24 236L23 233L19 231L20 233H19V235H17L19 237V240H17L15 238L17 240L16 241V240H13L14 236L12 234L15 235L17 233H13L14 232ZM29 230H30V232H29ZM34 230H36V231H34ZM41 230L42 231L45 230L44 233H40ZM105 230H107V231H105ZM229 230L230 231L234 230L237 233V234L235 233L236 237L232 236L233 238H231V236H230L231 234H229V233H231L232 231L229 232ZM37 231H39V232H37ZM69 231H71V232H69ZM8 232H9V234H8ZM45 232L48 233L49 235L48 234L45 235ZM92 232H94V233H92ZM21 233L24 237L20 235ZM56 233L58 235H56ZM71 233H75L76 236H74V234H71ZM43 234L48 238L44 239ZM11 235H12V241L10 240V238H8V237H11ZM69 235L71 237H68ZM137 236L140 237V239ZM26 237L27 238L30 237V239H32V243H30V240L26 239ZM49 237H50V240H49ZM56 238H58V239H56ZM186 238H188L189 240ZM76 239L79 242L76 241ZM52 240H53V242H52ZM50 241L53 244V246L48 248ZM8 242H10V244ZM15 242L13 243V245H15ZM37 242H38V244H37ZM42 242H44L45 244ZM5 243H4L5 247L1 246L0 250L3 249L4 251L8 252V250H7L8 248L6 246L7 244L5 245ZM71 243H72V245H70ZM146 243L148 244V247H149V248L147 247V249H146V246H147ZM179 244H181V245H179ZM45 245H47V246H45ZM140 245H141V247H140ZM30 246H33V248L31 247L32 250L34 248H36L35 249L36 251L34 252L31 250V252L28 253V251L30 250ZM39 246H42L43 248L37 249V247H39ZM10 248H11V250H10ZM27 248H29V250ZM52 248H53V250L54 249L56 250V251L54 250L53 256L55 254V256L57 255L56 256L57 258L55 256L54 257L56 259L60 258L61 260L58 259L56 261V259H54V257L52 256V251H53ZM16 249H14V250H16ZM149 249H151V250H149ZM154 250H156V251L154 252ZM139 251H140V253H139ZM211 251L214 252V254L213 253L210 254ZM1 252H3V251H1ZM47 252H51V256L49 255L50 253L48 254ZM55 252H60V255H59V253L56 254ZM64 252H65V254H63ZM252 252H254V253H252ZM4 253L5 252H3V254ZM242 253H244V254H242ZM18 254H20V255L22 254L21 255L22 257L19 256ZM29 254L35 255V257H33V259H30L31 257H27V259H29V260H27L25 258V256L29 255ZM66 254L68 256H65ZM23 255H24V257H23ZM212 255H213V257H212ZM39 258H41L42 260ZM52 259H54V260H52ZM66 259L70 260V261H67ZM25 260L28 263H25ZM43 260H45V262ZM59 261H60V263H59ZM1 264H5V263L1 262Z\"/></svg>", "mask_w": 264, "mask_h": 264}, {"label": "bare ground", "instance_id": "2", "mask_svg": "<svg viewBox=\"0 0 264 264\" xmlns=\"http://www.w3.org/2000/svg\"><path fill=\"white\" fill-rule=\"evenodd\" d=\"M13 1H15V0H13ZM29 1H30V0H29ZM80 1H81V0H80ZM80 1H79V2H80ZM113 1H114V0H113ZM113 1H112V2H113ZM120 1H121V3H122V1L124 2V0H120ZM136 1H138V0H136ZM147 1H148V0H147ZM152 1H154V0H152ZM160 1H161V0H158V3H159V4L163 3V2L160 3ZM162 1H164V0H162ZM173 1H174V0H173ZM175 1H176V0H175ZM182 1H184V0H182ZM186 1H188V0H186ZM204 1H205V0H204ZM204 1H203V2H204ZM257 1H258V0H256V5H258V3H259L260 1H262V0H259L258 2H257ZM39 2L41 3V1H39ZM39 2H38V3H39ZM49 2H50V1H49ZM93 2H94V1H93ZM102 2H103V1H102ZM110 2H111V1H110ZM127 2H129V1H127ZM149 2H150V1H149ZM156 2H157V1H156ZM156 2L154 1V3H156ZM167 2L170 3V1H167ZM167 2H166V4H168V6H171V4H169V3H167ZM184 2H185V1H184ZM188 2H190V1H188ZM193 2H194V1H193ZM262 2H263V1H262ZM262 2H260V4H261ZM17 3H18V2H17ZM25 3H27V2H25ZM25 3H24V4H25ZM52 3H53V1H52ZM66 3H67V2H66ZM75 3H77V2H75ZM84 3H85V2H84ZM86 3H87V2H86ZM95 3H96V2H95ZM100 3H101V2H100ZM130 3H131V0H130ZM141 3H142V2H141ZM144 3H145V2H144ZM146 3H148V2H146ZM146 3H145V4H146ZM151 3H152V2H151ZM175 3H177V2H175ZM178 3H179V1H178ZM178 3H177V4H178ZM190 3H192V1H191ZM190 3H189V4H190ZM200 3H201V2H200ZM246 3H247V2H246ZM249 3H250V2H249ZM24 4H23V5H24ZM41 4H42V6H43V3H41ZM55 4H56V3H55ZM55 4L53 3L54 6H56ZM64 4H65V3H64ZM68 4H69V2H68ZM68 4H66V5L68 6ZM70 4H71V2H70ZM87 4H88V3H87ZM108 4H110V3H108ZM123 4H124V3H123ZM149 4H150V3H149ZM173 4H174V2H173ZM189 4H186V8H187V5H189ZM194 4H195V2H194ZM201 4H202V3H201ZM206 4H207V3H206ZM250 4H251V3H250ZM252 4H253V3H252ZM254 4H255V3H254ZM260 4H259V6L263 5V4H261V5H260ZM71 5H73V4H71ZM84 5H85V4H84ZM84 5H82V6L84 7ZM89 5H90V4H89ZM110 5H111V4H110ZM114 5H115V4H114ZM125 5L127 6L126 1H125ZM130 5L132 6V3H131ZM139 5H140V4H139ZM147 5H148V4H147ZM147 5H145L146 9H147ZM155 5H156V4H155ZM163 5L165 6V4H163ZM180 5H184V4H180ZM202 5H203V4H202ZM202 5H201V6H202ZM13 6H14V5H13ZM44 6H46V5H44ZM74 6H75V5H73V8H74ZM79 6H80V5H79ZM87 6H88V5H87ZM87 6H86V7H87ZM135 6H138V4H136ZM142 6H143V5H142ZM149 6H150V7L152 6L151 8H155V6H153L152 4H150ZM160 6H161V8H162V5H160ZM160 6H159V7H160ZM174 6H175V4H174ZM195 6H196V8H198V5H194V7H193L194 9H195ZM199 6H200V4H199ZM219 6H220V4H219ZM57 7H58V6H57ZM69 7H71V6H69ZM77 7H78V6H77ZM80 7H81V6H80ZM88 7H89V6H88ZM92 7H93V6H92ZM92 7L90 6V9H92ZM115 7H116V6H115ZM115 7L113 8V9H114V12H115V10H116ZM127 7H128V6H127ZM138 7H139V6H138ZM145 7H143V8H145ZM156 7H157V6H156ZM159 7H158V8H159ZM190 7H191V5H190ZM27 8H29V7H27ZM31 8H32V6H31ZM34 8H35V7H34ZM71 8H72V7H71ZM95 8H96V9H95ZM95 8H94L95 10L93 9V11H97V10L100 9V7H98L99 9H98L97 7H95ZM106 8H107V7H106ZM125 8H126V7H125ZM163 8H164V7H163ZM175 8H176V7H175ZM184 8H185V6H184ZM193 8H192V9H193ZM204 8H205V7H204ZM244 8H245V7H244ZM251 8H252V6H251ZM251 8H249V9H251ZM263 8H264V7H263ZM25 9H26V8H25ZM32 9H33V8H32ZM35 9L38 10L37 7H36ZM43 9H44V8H43ZM49 9H51V8H49ZM54 9H55V8H54ZM58 9L60 10L59 7H58ZM64 9H65V8H64ZM64 9L61 8V10H64ZM79 9H80V8H79ZM85 9H86V8H85ZM88 9H89V8H88ZM107 9H108L107 11L109 12L110 9H109V8H107ZM122 9H123V8H122ZM126 9H128V8H126ZM130 9H131V7H130ZM136 9H137V8H136ZM140 9H142V7H140ZM140 9H139V10H140ZM164 9H168V8H167V5L165 6ZM171 9H172V10H175V9H173V8H170V10L168 9V11L170 12ZM181 9H183V8H181ZM192 9L189 8L190 11H192ZM202 9H203V6H202ZM4 10H5V11H8V9H4ZM46 10H48V9H46ZM46 10H42V11H46ZM67 10H68V8H67ZM67 10H65V11H67ZM69 10H70V9H69ZM111 10H112V8H111ZM124 10H125V9H124ZM131 10H132V9H131ZM139 10H138V12H139ZM144 10H145V9H144ZM147 10H148V9H147ZM160 10H161V9H160ZM177 10H178V9H177ZM184 10L187 11V9H184ZM197 10H198V9H197ZM240 10L242 11V9H240ZM25 11H26V10H25ZM27 11H28V10H27ZM32 11H33V10H32ZM57 11H58V10H57ZM65 11H64V12H65ZM71 11H72V10H71ZM76 11H77V10H75V11H73V12L76 13ZM100 11H101V10H100ZM100 11H98V12H100ZM104 11H106V10H104ZM119 11H120V9H119ZM135 11H136V10H135ZM148 11H150V10H148ZM148 11H145L146 14L148 13ZM151 11H152V10H151ZM162 11H163V10H162ZM168 11L163 12V14L165 13V15H167L166 13H168ZM190 11H189V13H190ZM194 11H195V10H194ZM237 11H238V10H237ZM237 11H234V12H237ZM241 11H240V12L238 11L239 14L241 13ZM246 11H247V10H246ZM9 12H11V11H9ZM9 12H8L7 14H9ZM48 12H51V10H49ZM64 12H61V13H64ZM73 12H72V13H73ZM78 12H79V11H78ZM90 12H92V11H90ZM110 12H111V11H110ZM112 12H113V10H112ZM121 12H122V14H123L124 11H121ZM127 12H129V10H128ZM153 12H156V15L153 16L151 13H148V14L151 15V16L148 15L150 19H155V17H156L157 15H159L157 10H156V11L153 10ZM180 12H181V11H180ZM243 12H245V10H243ZM243 12H242V13H243ZM0 13H1V12H0ZM4 13H5V12H4ZM12 13H13V12H12ZM12 13H10V14H12ZM20 13L24 15L23 12H20ZM28 13H31V12L28 11L27 14H28ZM46 13H47V12H46ZM51 13H52V12H51ZM57 13L60 14V11L57 12ZM57 13H56V14H57ZM68 13H71V12L68 11ZM68 13L66 12L65 14H68ZM75 13H73V15H72V14H70V15H72V16L75 17V15H74ZM124 13H125V12H124ZM134 13H136V12H134ZM160 13H161V11H160ZM182 13H183V12H182ZM187 13H188V11H187ZM242 13H241V14H242ZM246 13H247V12H246ZM56 14H55V15H56ZM79 14H80V13H79ZM88 14H89V13H88ZM97 14H99V13H97ZM109 14H111V13H109ZM142 14L145 15V13H142V12L140 11L141 18H142ZM236 14H237V13H236ZM239 14H238V15H229V14L221 13V11H219V12L216 11V12H214L213 16L216 17L217 20H218L219 22L216 21L217 24L213 25L212 28H210V27H211V25H210V24H211V20L209 19L210 17H207L209 20H208L207 18H205V20H203V18H202V21H205V22H206V20H207L208 22L210 21L209 24H208V23H205V24H204V27H206V29H205V28H204V29H205L206 31H207V29H209V30H210V31L208 30L209 33H210L211 31H215V35H216V34H217V33H216V29L219 30V29L221 28V26H223L224 24L226 25V24L228 23V20H230V21H236V20H237V21H238V20L240 19V17H241V16L239 17ZM241 14H240V15H241ZM255 14H257V13H255ZM262 14H263V13H262ZM13 15L15 16L16 13H13ZM44 15H45V14H44ZM89 15H90V14H89ZM101 15H102V13H101ZM103 15H104V14H103ZM114 15H115V14H114ZM126 15H127V13H126ZM126 15H123L122 17H120V16H121V14H120V15H119V19L124 18V16L126 17ZM182 15H184V14H182ZM198 15H199V14H198ZM201 15H202V14H201ZM243 15H244V14H243ZM5 16H6V17H5ZM5 16H4V18H7V15H6V14H5ZM16 16H17V17H15V20H16L17 18L19 19L18 15H16ZM49 16H51V15H49ZM49 16H48V17H49ZM63 16H64V15H63ZM68 16H69V15H67V17H68ZM92 16H93V15H92ZM109 16H110V15H109ZM145 16L147 17V15H145ZM170 16H171V15L166 16L165 18L167 19V17H170ZM185 16H186V15H185ZM195 16H196V15H195ZM8 17H11V16H8ZM24 17H28V16H24ZM48 17L31 16V18H29L28 21L33 22V24H35L36 26L39 27V25H43V24L47 23L48 20H49V22L52 21V20H51V17H53V15H52L50 18H48ZM77 17H78V16H77ZM77 17H75V18H77ZM88 17H89V16H88ZM110 17H113V14H112V16H110ZM143 17H144V16H143ZM146 17L143 18L142 21H143L144 19H146ZM186 17H187V16H186ZM186 17H185V19H186ZM188 17H189V16H188ZM205 17H206V16H205ZM11 18H13V16H12ZM11 18H10V19H11ZM53 18H55V17H53ZM56 18H57V17H56ZM58 18H59V17H58ZM63 18H64V17H63ZM81 18H82V17H81ZM81 18H80L79 20H81ZM94 18H95V17H94ZM107 18H108V16L106 17V19H107ZM115 18H116V17H115ZM171 18H172V16H171ZM171 18H170V19H171ZM173 18H177V17L175 16V17H173ZM211 18H212V17H211ZM25 19H26V18H25ZM60 19H61V18H59V20H57V19H56V20H57V21H60ZM69 19H71V18H69ZM69 19H68V22H66V23H63V22H62L63 20L61 21V25L64 24L63 26L67 27V28H65L66 31H67L68 27L70 26V24H72V25L74 24V25H75V23H73L74 20H73V21H70V22H71V23H70V22H69ZM77 19H78V18H77ZM82 19H83V18H82ZM88 19H89V18H88ZM139 19H140V17H139ZM139 19H138V20H139ZM150 19H147V20H150ZM158 19H159V17H158ZM158 19H157V20H158ZM168 19H169V18H168ZM170 19H169V20H170ZM2 20H4V19L0 18V22H1ZM132 20H133L132 22H134V19H132ZM164 20H165V19H164ZM171 20H173V19H171ZM171 20H170V21H171ZM183 20H184V19H183ZM6 21H7V19H6ZM6 21H4V22H6ZM16 21H17V20H16ZM18 21H19V20H18ZM18 21H17V22H18ZM28 21H27V23L24 22V23H23L24 25L22 24L21 27L24 28V27H25V23H26V26L28 27V24L30 23V22H28ZM57 21H56V22H57ZM77 21H78V20H77ZM100 21H101V19H100ZM100 21H99V22H100ZM112 21H113V20H112ZM120 21H121V20H120ZM155 21H156V20H155ZM170 21H169V22H170ZM174 21H177V22H178L179 20H176V19H175ZM230 21H229V22H230ZM2 22H3V21H2ZM4 22H3V23H4ZM7 22H11V23H9V25L11 24V26L13 27V25H12L13 22H12V21L8 20ZM14 22H15V21H14ZM19 22H20V21H19ZM49 22H48V23H49ZM52 22H53V21H52ZM56 22H55V23H56ZM102 22H103V21H102ZM106 22H107V21H106ZM137 22H138V21H137ZM156 22H157V21H156ZM159 22H160V21H158V23H159ZM179 22H180V24H181V19H180ZM185 22H188V20L185 21ZM185 22H184V23H185ZM190 22H191V21H190ZM53 23H54V22H53ZM53 23H52V24H53ZM86 23H87V22H86ZM113 23H114V22H113ZM139 23H140V25H141V23H142L143 26H144V24H145L146 26H148V22H147V23H146V22L143 23V22H141V20H140ZM235 23H236V22H235ZM4 24H6V23H4ZM30 24H31V23H30ZM77 24H78V23H77ZM84 24H85V23H84ZM90 24H91V23H90ZM152 24H153V23L151 22V25H152ZM156 24H157V23H156ZM156 24H155V27H156ZM165 24H166V23H165ZM165 24H164L163 26H165ZM187 24L189 25V23H187ZM187 24H186V25H187ZM197 24H198V23H197ZM197 24H196V25H197ZM254 24H255V23H254ZM7 25H8V24H7ZM35 25H34V26H35ZM78 25H80L79 28L81 29V28H82V27H81L82 25H81L80 23H79ZM78 25H77V26H78ZM88 25H89V23H88ZM94 25L97 26L96 23H95V24L93 23V26H94ZM98 25H99V23H98ZM104 25L106 26L105 23H104ZM130 25H131V23H130ZM135 25L137 26V24H135ZM159 25H161V24H158V26H159ZM169 25H170V24H169ZM169 25L167 24V26H169ZM188 25H187V26H188ZM190 25H191V24H190ZM196 25H194V26H196ZM217 25H218L219 27H217ZM225 25H224V26H225ZM32 26H33V25H32ZM32 26H30V27H32ZM128 26H129V25H128ZM133 26H134V25H133ZM149 26H150V24H149ZM158 26H157V27H158ZM252 26H254V25L252 24ZM16 27H17V26H16ZM16 27H15V28H16ZM19 27H20V26H19ZM27 27H25V28H27ZM71 27H72V26H71ZM83 27H84V26H83ZM97 27H98V26H97ZM137 27H138V26H137ZM140 27H141V26H140ZM159 27H160V26H159ZM159 27H158V28H159ZM169 27H171V25H170ZM245 27H246V26H245ZM245 27H244V28H245ZM260 27H261V25H260ZM13 28H14V27H13ZM15 28H14V29H15ZM25 28H24V29H25ZM32 28H33V27H32ZM32 28H31V30H28V31H27V29H25V30H26L25 35H26V33H27V36L29 35L28 37H27V36L25 37L26 39H30V37L33 35V32H34L35 30H33ZM72 28L74 29V27H72ZM84 28H85V27H84ZM84 28H83V29H84ZM134 28H136V27H134ZM134 28L131 27V28H129V29L132 30V29H134ZM143 28H144V27H143ZM185 28L187 29V27H185ZM201 28H202V26H201ZM222 28H223V27H222ZM222 28H221L219 31H223V32H225V33H230V34H231L232 31H233L231 26L224 27L223 30H222ZM233 28H235V27H233ZM16 29H18V28H16ZM24 29H23V30H24ZM29 29H30V28H29ZM35 29H36V28H35ZM41 29H42V28H41ZM54 29H56V27H54ZM54 29H53V30H54ZM85 29H86V28H85ZM95 29H97V28H95ZM129 29H128V31H129ZM144 29L146 30V28H144ZM171 29H173V28L171 27L170 30H171ZM174 29H175V28H174ZM179 29H180V28H179ZM182 29H183V28H182ZM186 29H185V30H186ZM204 29H203V32L205 31ZM212 29H215V30H212ZM23 30H22V31H23ZM25 30H24V31H25ZM32 30H33V31H32ZM36 30H37V29H36ZM39 30H40V29H38V31H39ZM59 30H60V29H59ZM135 30H136V29H135ZM150 30H151V29H150ZM154 30H155V29H154ZM157 30H159V29H157ZM162 30H163V31H166V30H164V29H162ZM176 30H177V29H176ZM180 30H181V29H180ZM225 30H227V31H225ZM22 31H21V32H22ZM24 31H23V32H24ZM30 31H31L32 34L30 33ZM40 31H41V30H40ZM50 31H51V30H50ZM74 31H76V30H74ZM92 31H96V30H92ZM137 31H139V30H137ZM137 31H136V33H137ZM152 31H153V30H152ZM163 31H162V32H163ZM172 31H173V30H172ZM182 31H183V30H182ZM186 31H187V30H186ZM235 31H236V30H235ZM2 32H3V33H2ZM2 32L0 31V39H1V38H5V39L8 38V40H10V39H9L10 37H9L8 35H10L9 33H10L11 31H10V30H6V31H2ZM16 32H17V31H16ZM46 32H47V31H46ZM46 32H45V33H46ZM70 32H71V31H70ZM87 32H89V31H87ZM87 32H86V33H87ZM90 32H91V31H90ZM101 32H102V31H101ZM101 32H100V33H101ZM144 32H145V31H144ZM149 32H150V31H149ZM158 32H159V31H158ZM193 32H194V31H193ZM223 32H221V33L223 34ZM244 32H245V31H244ZM247 32H248V31H247ZM250 32L253 33V31H250ZM17 33H19V32H17ZM28 33H30V34H28ZM39 33H41V32H39ZM39 33H37V34H39ZM42 33H43V32H42ZM45 33H44V34H45ZM48 33H49V32H48ZM51 33H52V32H50V34H51ZM53 33H54V32H53ZM83 33H85V31H83ZM93 33H94V32H93ZM93 33H92V34H93ZM96 33H97V32H96ZM131 33H132V32H131ZM150 33H151V32H150ZM150 33H149V34H150ZM155 33H156V32H155ZM171 33H172V32H171ZM183 33H184V31H183ZM183 33H181V34H183ZM218 33H220V32H218ZM221 33H220V34H221ZM245 33H246V32H245ZM20 34H21V33H20ZM22 34H23V33H22ZM35 34H36V32H35ZM37 34H36V35H37ZM88 34H89V35H88ZM88 34H87V35L84 34V35L89 36V37H92L91 33H88ZM94 34H95V33H94ZM94 34H93V36H95ZM137 34H138V33H137ZM140 34H141V33H140ZM140 34H139V35H140ZM145 34H146L147 36L149 35L148 33H145ZM159 34H160V33H159ZM161 34H162V33H161ZM161 34H160V35H161ZM172 34H173V33H172ZM175 34H176V33H175ZM186 34H187V33H186ZM211 34H212V33H211ZM239 34H240V33H239ZM247 34H249V33H247ZM253 34H255V33H253ZM30 35H31V36H30ZM41 35H42V34H41ZM57 35H58V34H57ZM67 35H68V34H67ZM67 35H66V37L64 36L66 39L68 38ZM69 35H70V34H69ZM69 35H68V36H69ZM81 35H83V34H81ZM128 35H129V34H128ZM141 35H142V34H141ZM156 35H157V33H156ZM167 35H168V34H167ZM178 35H179V34H178ZM192 35H193V34H192ZM218 35H219V34H218ZM19 36H20V35H19ZM39 36H40V35H39ZM42 36L44 37V35H42ZM79 36H80V35H79ZM105 36H106V34H105ZM136 36H137V35H136ZM151 36H152V33L150 34V37H151ZM153 36H154V35H153ZM163 36H164V35H163ZM173 36H174V35H173ZM181 36H182V35H181ZM245 36H246V35H245ZM247 36H248V35H247ZM251 36H253V35H251ZM16 37H17V38H16L15 40L17 41L18 36H16ZM50 37H51V36H50ZM70 37H71V36H70ZM70 37H69V38H70ZM111 37H112V36L110 35L109 37L106 36L105 39H104V38H103V39H104L106 42H111L112 39H113V38H111ZM123 37H124V35H123ZM129 37H130V36H129ZM131 37H132V35H131ZM143 37H144V35H143ZM143 37H141V40H142L143 42H145V44H147V43H146V42H147V39H146V38L143 39ZM161 37H162V36H161ZM167 37H168V36H167ZM175 37L177 38V36H175ZM20 38H21V37H20ZM41 38H42V37H41ZM45 38H46V36H45ZM47 38H48V37H47ZM65 38H64V39H65ZM92 38H93V37H92ZM92 38H91V39H92ZM109 38H111V39H109ZM148 38H149V37H148ZM162 38H163V37H162ZM164 38H165V37H164ZM171 38H172V36H171ZM179 38H180V36H179ZM179 38H177V39L179 40V41H177V43H178V42L181 43V41H183L182 39H181V41H180ZM11 39H13V36H12ZM23 39H24V38H23ZM54 39H55V38H54ZM57 39H58V38H57ZM71 39H74V38L72 37ZM77 39H78V37H77ZM77 39H76V40H77ZM86 39H87V38H86ZM94 39H95V38H94ZM96 39H97V38H96ZM96 39H95V40H96ZM132 39H134V37H133ZM139 39H140V38H139ZM145 39H146V41H145ZM152 39H153V38H152ZM157 39H158V38H157ZM159 39H160V38H159ZM165 39H167V38H165ZM177 39H175V40H177ZM1 40H3V39H1ZM6 40H7V39H6ZM49 40H50V39H49ZM51 40H52V38H51ZM99 40H100V38H99ZM123 40H124V39H123ZM137 40H138V39H136V40L134 39L133 41H134V42L136 41V43H138ZM161 40H162V39H161ZM161 40H160V41H161ZM167 40H168V39H167ZM167 40H166V41H167ZM169 40H170V39H169ZM172 40H173V38H172ZM24 41H25V40H24ZM26 41L29 42V40H26ZM26 41H25V42H26ZM53 41H54V40H53ZM60 41H61V39H60ZM68 41H70V39H69ZM72 41H73V40H72ZM72 41H70V42H72ZM82 41H83V40H82ZM92 41H93V40H92ZM105 41H104V42H105ZM133 41H132V42H133ZM142 41H141V43H143ZM153 41H154V40H153ZM155 41H156V40H155ZM193 41H194V40H193ZM213 41H214V40H213ZM10 42H11V41H10ZM22 42H23V41L20 39V42H18V43H22ZM28 42H26V43H28ZM30 42H32V39H31ZM30 42H29V43H30ZM43 42H44V41H43ZM58 42H59V40H58ZM70 42H69V44H70ZM75 42H76V41H75ZM75 42H74V44H72V43H71V44H72V45H75ZM96 42H97V41H96ZM113 42H114V40L112 41V43H113ZM126 42H127V41H126ZM139 42H140V41H139ZM194 42H197L196 39H195ZM223 42H224V41H223ZM1 43H3V41H1ZM4 43H5V42H4ZM4 43H3V44H4ZM7 43H8V42H7ZM7 43H6V44H7ZM13 43L15 44V41H14ZM33 43H34V42H33ZM44 43H45V42H44ZM46 43H47V42H46ZM46 43H45V45H46ZM54 43H56V41H54ZM60 43H61V42H60ZM60 43H58L59 45H58V44H57V45H56V44H53V45L50 44V47H49V43H48V44H47V45H48V49L45 50V51H44V50L39 51V50H37V49H35V48L33 49V48L27 46L26 44H25V45H26L27 47H26V46L24 47V45H23L24 49H23L21 52H20V50H19V52H20V53L23 52V56H22V57H23V60H24V58H26L28 61H26V59H25L24 61L22 60L23 62H22L21 64L18 63L19 61H18V62H15V64L13 65V67H10V68H9V69H11L12 71L10 70V71H8V72H6V67H7V65H12V64L14 63V61H13L14 58H13V57L11 58L10 55L7 57L6 54H5V55H6V56H5V55H4V52H3V53H0V54L3 55V56L0 55V93H2V92H1L2 90H5V91L7 90V91H8V89H9L10 87H12L13 85H14V86L16 85L15 88H16V87H17V88H20V87L24 86V90H25V89H26V90H25V91H22V92H24L23 94H25V95L27 96V100L30 102L29 105H31L32 103H35V104L37 103L38 106H39V105L41 104V107H39V109H36V106L34 107V105L32 104L33 107H34V108H32V109L40 110L41 113H42V111H43V112H46L47 110H49V111H53L56 115H58V117H60L59 120L63 119L62 117H64V116L68 118V117H70V115H72V114H74V113H76V112H79V111H81L82 114H85L83 117H86V115L89 114L90 116L87 115V118H89V119H91V117H92V118H96V117H100V118H101V116H102V118H103V116H107V115L110 116L109 114H112V113H122V114H123L124 110H125V111L127 110V112L130 111L131 108H130L129 105H128L127 107H122V106H123V105H122L119 109L116 108V107H110V108H116V109H118V111H117V110H116V111H115V110L110 111V110H108V109H110V108H108L109 105L107 104L108 107L105 108V104H106V103H104V100H99V98H96V97H97L96 94H95L96 96H94V98H95L96 100H95V102H94L93 104H91V102H93V100H92V101H87V100H86L87 98L90 99V97H88V95L86 94V95H84L85 98L82 99L83 101H80L78 105H75V104L73 103L75 106L70 107L71 105L69 106V103H65V102H64V103H63L64 105L61 103L63 106H62V105H61V107H59L60 105L58 106L59 109H57V110H56V108L53 109L54 105L51 106V105L48 104V103H49V101L52 102V101H54V100L56 99V97H57V95L55 96V92H56V91H60L61 93L65 92V94L67 93V94L70 96L71 94H73V93L76 92V91L79 93V90H81V88L79 89L78 87H77V88L72 87L70 84H68V83H64L65 81L59 79V78L56 77V76H55V78H53L54 75H56V72L53 73V76H52V75L48 72V70L45 69V70H42V71H41V70L39 69L40 66H38V68H36V66H35L36 63H37V62H40V63L43 64V65H44V64H48V63H52V64H53V67H54V66H55V67L58 66V68L61 69L62 67H61L60 65L64 64L63 61H66V60H67V61H69V62L71 63V60L76 59V58H79L78 56L85 55V54L87 53L86 51H87L88 48H89V46H88V48L85 47V46L89 45V44H87V42H86V43H82L81 41H79L75 46L69 45L70 47H69V46H66L65 44L62 46ZM67 43H68V42H67ZM92 43H93V42H92ZM122 43H123V41H122ZM161 43H162V42H161ZM200 43H201V42H200ZM217 43H218V41H217ZM6 44H5V45H6ZM11 44H12V43H11ZM86 44H87V45H86ZM118 44H119V43H118ZM148 44H149V43H148ZM159 44H160V43H159V40H157V41L155 42V44H153L155 47L153 46V47H151V48H154V49H155V48L159 47V46H158ZM162 44H163V43H162ZM221 44H222V43H221ZM1 45H2V44H1ZM9 45H10V43H9ZM18 45H19V44H18ZM38 45H39V44H38ZM45 45H42V46H45ZM47 45H46L45 47H47ZM142 45H143V44H142ZM171 45H172V44H171ZM219 45H220V44H219ZM12 46H14V45L12 44ZM16 46H17V45H16ZM71 46H72V47H71ZM148 46H149V45H146L145 47H147V49H149ZM163 46H164V45H163ZM201 46H203V45H201ZM212 46H213V45H212ZM222 46H224V45H222ZM0 47H1V46H0ZM6 47H7V46H6ZM19 47H20V46H19ZM40 47H41V46H40ZM96 47H100V46H96ZM96 47L91 48V49H93L91 53H94V52H95L94 50H96V49H97V50H96L97 53H98V50H101V49H98V48H96ZM126 47L129 48V46H126ZM126 47H125V48H126ZM166 47H167V46H165V48H166ZM171 47H172V46H171ZM217 47H218V46H217ZM220 47H221V45H220ZM14 48H16V47H14ZM20 48H22V47H20ZM36 48H37V47H36ZM95 48H96V49H95ZM143 48H144V47H143ZM151 48H150V50L148 51L149 53H150V52H154V51H152V50H154V49H151ZM172 48H173V47H172ZM179 48H180V47H179ZM16 49H17V48H16ZM43 49H44V48H43ZM89 49H90V48H89ZM91 49L88 50V51H91ZM130 49H132V48L130 47ZM147 49H146V50H147ZM162 49H163V47H162ZM162 49H160V50H162ZM166 49L168 50L169 48H166ZM166 49H165V50H166ZM17 50H18V49H17ZM133 50H134V49H133ZM156 50H157V49H156ZM167 50H166V51H167ZM171 50H172V49H171ZM14 51H15V50H14ZM43 51H44V52H43ZM93 51H94V52H93ZM130 51H131V50H129V52H130ZM157 51H158V50H157ZM157 51H155V52H157ZM168 51H170V50H168ZM173 51H174V50H173ZM175 51H177V50L175 49ZM85 52H86V53H85ZM131 52L134 53V56H135L134 58H133V56L129 57V56H128V52H126L127 55H124V52L121 51V49H120L119 51L116 49V51L114 50V51H112L111 53H112L113 55L116 54L117 56H121V55H123V56H121V57H119V58H125V56H126V57H127L126 59H128V60H127V63H128V64H131V65H133V66H135V64H137L136 62H138V61L141 60V59H137L138 56L135 55L136 52L138 53L137 49H136V51L134 50V51H131ZM159 52H161V51H159ZM171 52H172V51H171ZM6 53H7V51H6ZM8 53H9V52H8ZM8 53H7V54H8ZM84 53H85V54H84ZM97 53L95 52V54H97ZM192 53H193V52H192ZM89 54H90V53H88V54H86V55H89ZM95 54H94V55H95ZM99 54H100V53H99ZM108 54H110V53H108ZM145 54H146V53H145ZM150 54H151V53H150ZM166 54H167V53H166ZM168 54L170 55V52H169ZM19 55H20V54H19ZM90 55H91V54H90ZM90 55H89V56H90ZM97 55H98V54H97ZM130 55H131V54H130ZM132 55H133V54H132ZM140 55H141V54H140ZM147 55H148V54H147ZM151 55H152V54H151ZM156 55L159 56L158 54H156ZM169 55H168V56H169ZM171 55H172V53H171ZM171 55H170V56H171ZM173 55H174V54H173ZM185 55H187V54H185ZM185 55H184V56H185ZM192 55H193V54H192ZM11 56H12V55H11ZM13 56H14V55H13ZM20 56H21V55H20ZM24 56H26V57H24ZM144 56H145V55H144ZM153 56H154V55H152V57H153ZM160 56H161V55H160ZM162 56H163V55H162ZM170 56H169V57H170ZM9 57H10L11 59H13V60H10ZM27 57H28L29 59H28ZM87 57H88V56H87ZM114 57H115V56H114ZM146 57L148 58V56H146ZM146 57H145V58H146ZM149 57H150V55H149ZM163 57H164V56H163ZM163 57H161V58H163ZM169 57H168V58H169ZM174 57L176 58V54H175ZM180 57H181V56H180ZM185 57H186V56H185ZM187 57H188V56H187ZM189 57H191L190 54H189ZM218 57H219V56H218ZM8 58H9V59H8ZM17 58H18V55H17ZM68 58L71 59V60H69ZM108 58H109V57H108ZM181 58H183V57H181ZM79 59H80V58H79ZM84 59H85V58H84ZM90 59H91V58H90ZM90 59L88 60V66L93 65L92 67H100V70L103 71L105 74H109V73H110V72H109V68H108L109 66H108V67L106 66V67L108 68V70H107V69L105 70L104 68H102V65H103L102 62H100V61H91ZM92 59H95V58L93 57ZM101 59H102V58H101ZM112 59H113V58H112ZM115 59H116V58H115ZM159 59H160V58H158V60H159ZM164 59H166V58H164ZM198 59L200 60V58H198ZM240 59H242V58H240ZM8 60H9V61H8ZM20 60H21V59H20ZM29 60H30V62H29ZM31 60H34V63H32ZM143 60L145 61L146 59H143ZM150 60H152V59H150ZM150 60H149V61H150ZM153 60H154V59H153ZM183 60H184V59H183ZM243 60H244V59H243ZM243 60H241V61H243ZM15 61H17V60H16V55H15ZM118 61H119V60H118ZM125 61H126V60H124V61H122V62H125ZM147 61H148V60H147ZM154 61H155V60H154ZM169 61H170V60H169ZM171 61H172V60H171ZM27 62H29V63H27ZM76 62H77V61L74 60V63H76ZM113 62H114V61H113ZM140 62H142V61H140ZM152 62H153V61H152ZM155 62H156V61H155ZM195 62H196V61H195ZM243 62H244V61H243ZM10 63H12V64H10ZM17 63H18V64H17ZM30 63H31V65H29ZM67 63H68V62H67ZM86 63H87V62H86ZM105 63H106V62H105ZM109 63H110V62H109ZM115 63H116V62H115ZM146 63H147V62H146ZM148 63H150V62H148ZM156 63H157V62H156ZM190 63H191V62H190ZM38 64H39V63H38ZM52 64H51V65H52ZM150 64H151V63H150ZM160 64H161V63H160ZM160 64H159V67L162 68V69H159V72H160V73H156V74H157L158 76H159V74H162L163 76H165L164 74H166V73L163 71V69H165V68H164V67H161ZM192 64H194V61L192 62ZM65 65H66V64H65ZM67 65H68V64H67ZM110 65H111V64H110ZM121 65H122V64H121ZM137 65H138V64H137ZM140 65H141V67H140L139 65H138V66H139L140 68H143V67H142V64H140ZM147 65H148V64H145V66H147ZM155 65H156V64H154V67H155ZM49 66H50V64L48 65V67H49ZM82 66H83V65H82ZM169 66H170V65H168V68H169ZM172 66H173V65H172ZM177 66H178V65H177ZM188 66H189V65H188ZM53 67L51 66V68H53ZM116 67H117V66H116ZM152 67H153V66H152ZM157 67H158V66H157ZM157 67H156V69L159 68V67H158V68H157ZM170 67H171V66H170ZM173 67H174V66H173ZM178 67H180V66H178ZM13 68H14V69H13ZM40 68H41V67H40ZM66 68H67V67H66ZM122 68L125 69L126 67H122ZM122 68H120V69L122 70ZM135 68H136V66H135ZM147 68H148V66L144 69L145 72H143V71L140 70V71L142 72L143 75H142V74L139 75L140 77H139V81H138V82H136L137 80H135V78L132 77V78H133V82H132V81H131V82H132L133 84L130 83L131 85H130V84H127V85H128V86H129V85H130V86H138L137 83H138V84L140 83V84H139L140 87H143V86H146V85H150V84H152V81H153L154 83L159 82V84L163 83L162 85H159V84H152V86H155L154 89H153V90H154V95H155V96H160V95H161V97H162V96L164 97V96L169 95V96L171 97V96H174V95H177V94L180 93V94L177 95V96H179V98H180V96H184V98H187V99H188L187 102L191 101V99L194 100V98H199V99H201V98H200V97H201L200 95H202V94H204V95H202V97L205 98V96H206V94L200 92V90H199V93H198V92L196 93V90H195V92H194V89H195L196 87L194 88L190 83H189V85H188L187 82H184V83H186V84L188 85V86H187V87H188V88H187L188 90L182 89V86H179V87H178L177 84L175 83L174 79H175V80H178V81H181L179 78H181L182 76H181V75L178 76V75L180 74V70H178L179 73L177 74L176 71L171 70L172 67H171V69H170L171 71L167 68V69L169 70V71H167V73H169V72H171V73L175 72V73H173V74H174V77H175V76H176V77L178 76V77H177V78H172L173 81H174V83H173V81H171V84H170V81H165V82H167V84H166V83L164 82V80H165L166 78L163 79V82H162L161 80H160V81H159V80L157 81L156 79L153 78V76H152V77L148 76V75H147V73H148L147 70H149V68H148V69H147ZM183 68H184V67H183ZM191 68H194V67L191 66ZM195 68H196V67H195ZM53 69H54V68H53ZM154 69H155V68H154ZM197 69H198V68H197ZM121 70H119V72H121ZM125 70H126V69H125ZM136 70H137V69H136ZM175 70H176V69H175ZM199 70H200V69H199ZM46 71H47V72H46ZM52 71H53V70H52ZM54 71H55V69H54ZM59 71H60V70H59ZM72 71H73V70H72ZM113 71H114V70H113ZM123 71H124V70H123ZM149 71H151V68H150ZM157 71H158V70H156V72H157ZM172 71H173V72H172ZM188 71H189V69L186 70V73H187ZM114 72H116V71H114ZM119 72H118L117 74H120ZM126 72H127V71H126ZM151 72H152V71H151ZM154 72H155V71H154ZM154 72H153V73H154ZM189 72L191 73V71H189ZM60 73H61V71H60ZM97 73H98V72H97ZM121 73H123V72H121ZM169 74H170V73H169ZM169 74H167L166 76H168ZM176 74H177V75H176ZM181 74H182V71H181ZM58 75H59V74H58ZM114 75H115V73H114ZM121 75H122V74H120V76H119L120 78H118L117 76H116V77H117L118 79H121V77H122ZM125 75H126V73H125ZM170 75H171V74H170ZM170 75H169V76H170ZM186 75H187V74H186ZM63 76H64V75H63ZM97 76H98V75H97ZM129 76H130V75H129ZM131 76H136V77H137V75H131ZM169 76H168L167 78H169ZM171 76H172V75H171ZM171 76H170V78H171ZM123 77L125 78V77H127V76H124V74H123ZM123 77H122V78H123ZM154 77H155V76H154ZM183 77L185 78V76H183ZM183 77H182L181 79H184ZM186 77H188V76H186ZM189 77H190V76H189ZM57 78H58V79H57ZM62 78H63V77H62ZM64 78H65V77H64ZM64 78H63V79H64ZM111 78H112V79H115V77H114V78L111 77ZM117 78H116V79H117ZM124 78H123V80H124ZM127 78H128V77H127ZM127 78H126V79H127ZM155 78H156V77H155ZM109 79H110V78H109ZM157 79H159V78H157ZM160 79H161V78H160ZM68 80H69V79H68ZM68 80H67V81H68ZM185 80L188 81V78H187V79L185 78L183 81H185ZM194 80H195V79H194ZM60 81H62L63 83H62V82L60 83ZM69 81H70V80H69ZM72 81H73V80H72ZM111 81H112V80H111ZM113 81H114V80H113ZM113 81H112V82H113ZM120 81H121V80H120ZM124 81H125V80H124ZM192 81H193V80H192ZM12 82H13V83H12ZM42 82L44 83V85L42 84ZM70 82H71V81H70ZM112 82H111V83H112ZM125 82H126V81H125ZM168 82H169V83H168ZM176 82H177V81H176ZM198 82H199V80H198ZM38 83H40V84H38ZM73 83H74V82H73ZM105 83H106V82H105ZM107 83H108V82H107ZM127 83H129V82H127ZM135 83H136V85H134ZM193 83H194V81H193ZM12 84H13V85H12ZM109 84H110V83H109ZM118 84H119V82H116V84H114V85H117V87L115 86V87L117 88V90H119V89H118L119 86H120V88H121V86H122V84H121V85H120V84L118 85ZM207 84H209V83L207 82ZM19 85H20V87H18ZM42 85H43V87H42ZM82 85H83V84H82ZM123 85L125 86V84H123ZM190 85H191L192 87H191ZM193 85H194V84H193ZM14 86H13V87H14ZM34 86H35V87H34ZM40 86H41L42 88H39ZM110 86H111V85H110ZM195 86H197L196 81H195ZM199 86H200V85H199ZM125 87H126V86H125ZM125 87H123L124 89L122 88L124 91H125V89H126ZM185 87H186V85H185ZM189 87H190L191 89H190ZM197 87H198V86H197ZM15 88H10L9 90H12V91L14 90V91L16 92L17 90H15ZM17 88H16V89H17ZM48 88H50V89H48ZM51 88H52V90H51ZM130 88H131V87H130ZM134 88H135V87H134ZM183 88H184V87H183ZM20 89H21V88H20ZM105 89H106V87L104 88V90H105ZM112 89H113V88H112ZM112 89H111V88L109 89V93H110V94H111L110 90H112ZM132 89H133V88H132ZM151 89H152V88H151ZM200 89H201V88H200ZM207 89H208V88H207ZM91 90H92V89H91ZM98 90H99V89H98ZM123 90H122V92H124ZM138 90H139V89H138ZM197 90H198V89H197ZM205 90H206V89H205ZM210 90H211V89H210ZM18 91H20V90H18ZM82 91H83V90H82ZM94 91H95V90H94ZM126 91L128 92V90H126ZM147 91H148V90H147ZM206 91H208V90H206ZM8 92H9V91H8ZM8 92H4V94H5V93H8ZM95 92H96V91H95ZM104 92H105V91H104ZM106 92H108V90H107ZM106 92H105V93H106ZM113 92H115L114 89H113ZM120 92H121V91H120ZM120 92H119V93H120ZM127 92H124V94H127ZM134 92H135V91H134ZM181 92H183V93H181ZM215 92H216V91H215ZM78 93H76V95H77ZM135 93H136V92H135ZM168 93H169V94H168ZM65 94H64V95H65ZM67 94H66V95H67ZM81 94H82V93H81ZM90 94H91V93H90ZM113 94H114V93H113ZM121 94H122V93H121ZM213 94H214V93L212 92V94H211L212 97L210 96V94L207 95V98L210 97V98L212 99V100H211V99L209 98L210 102H208V103H209L208 105H210L211 107H209V106L206 104L207 101L205 102V104L207 105V108H211L212 110H213V107H214L213 105L215 104V101H216V98H215V97H217V96L214 97ZM7 95H8V94H7ZM9 95H10V93H9ZM9 95H8V97H9ZM13 95H14V94H13ZM18 95H19V94H18ZM68 95H67V96H68ZM98 95H100V94H98ZM151 95H152V94H151ZM216 95H217V94H216ZM22 96H23V95H22ZM62 96H63V94H62ZM86 96H87V97H86ZM90 96H91V95H90ZM92 96H93V95H92ZM122 96H124V95L122 94ZM177 96H176V97H177ZM208 96H209V97H208ZM2 97H3V96L0 94V100H2ZM19 97H20V96H19ZM19 97H17V98L23 100L22 97H20V98H19ZM74 97H75V96H74ZM78 97H79V96H77V99H78ZM80 97H81V96H80ZM100 97H101V96H100ZM112 97H113V96H112ZM151 97L153 98V95H152ZM176 97H172V99H174V98L176 99ZM4 98H5V96H4ZM12 98H13V97H12ZM44 98H45L46 100L43 101ZM57 98H61V96H58ZM92 98H93V97H92ZM94 98H93V99H94ZM102 98H105V97L102 96ZM107 98H109V96H108ZM114 98H115V96H114L113 98L110 97L111 100L114 99ZM154 98H155V97H154ZM179 98H178V101H179ZM5 99H6V98H5ZM72 99H73V98H72ZM74 99H75V98H74ZM74 99H73V100H74ZM100 99H101V98H100ZM105 99H106V98H105ZM115 99H116V98H115ZM117 99H118V97H117ZM117 99H116V102L118 101ZM159 99H160V98H159ZM170 99H171V98H170ZM202 99H203V98H202ZM12 100L15 101V99H12ZM58 100H59V99H58ZM150 100H152V99H150ZM162 100H163V102L165 101V104H167V106L170 107L169 110H172L171 107H172L173 104L171 103V104L168 105V103H166L168 99L166 100V98H165V99H162ZM213 100H215V101H213ZM232 100H233V99H232ZM235 100H236V99H235ZM2 101H3V100H2ZM2 101H1V102H2ZM6 101L8 102L9 100L6 99ZM6 101L4 100V101H3L4 103L2 102L3 104L0 102V106H1V105L4 106L5 104L8 105V104L10 103V102H9V103L7 104V103H5ZM123 101H125V100H124V97H123ZM135 101H136V100H135ZM137 101H138V100H137ZM154 101H155V99H154ZM154 101H153V102H154ZM156 101H160V100L156 99ZM168 101H169V100H168ZM178 101L176 102V100H175V102H176L177 104H178ZM180 101H181V100H180ZM230 101H231V100H230ZM20 102H21V101H20ZM24 102L26 103L25 99H24ZM31 102H32V103H31ZM88 102H90V103H88ZM106 102H107V101H106ZM118 102H119V101H118ZM120 102H121V100H120ZM120 102H119V103H120ZM169 102H171V100H170ZM211 102H212L213 105L211 104ZM59 103H60V102H59ZM77 103H78V100H77ZM107 103H108V102H107ZM111 103H113V102H111ZM155 103H156V102H155ZM155 103H153V104H155ZM160 103H161V102H160ZM231 103H232V102H231ZM231 103H230L229 105H224L223 108L221 107L222 109H221V108L219 109V107H217V106L214 107V108H218V110L222 113V114H220V118H221V116H222V118L220 119V121L223 122V123H222L223 125H224V123L231 125L230 122H231V123L234 122L232 118L235 117V116L243 117V119L246 117V116H245V113H244V110H238L239 108H238L237 110L234 109L233 104H231ZM22 104H23V101H22ZM26 104H27V103H26ZM26 104H24L22 107H24ZM71 104H72V103H71ZM128 104H129V103H128ZM132 104H133V103H132ZM156 104H157V103H156ZM203 104H204V103H203ZM217 104H218V103H217ZM219 104H221V103H219ZM222 104H224V102H223ZM222 104H221V106H222ZM10 105H11V104H10ZM10 105H8V107H10ZM13 105H15V104H13ZM32 105H31V107H32ZM115 105H116V104H114V106H115ZM117 105L120 106L119 104H117ZM117 105H116V106H117ZM170 105H171V106H170ZM186 105H188V104H186ZM235 105H236V104H235ZM237 105H238V104H237ZM11 106H12V105H11ZM110 106H111V105H110ZM112 106H113V105H112ZM118 106H117V107H118ZM163 106H166V105H163ZM167 106H166V108H169V107H167ZM6 107H7V106H6ZM8 107L6 108V110L8 109ZM56 107H57V106H56ZM134 107H135V106H134ZM205 107H206V106H205ZM11 108H13V107H11ZM16 108L18 109V107H15V109H16ZM20 108H21V107H20ZM20 108H19V109H20ZM28 108H29L28 105H27L26 108L24 107V109H28ZM121 108H123V109H121ZM154 108H155V107H154ZM173 108H174V107H173ZM22 109H23V108H22ZM41 109H44V110H41ZM105 109H106V110H105ZM157 109H158V108H157ZM4 110H5V107H4ZM4 110H3V112H4ZM6 110H5V112H6ZM36 110H35V111H36ZM54 110H55V111H54ZM107 110H108V111H107ZM121 110H122V111H121ZM137 110H138V109H137ZM153 110H154V109H153ZM153 110H152V111H153ZM216 110H217V109H216ZM12 111H15V110L12 109ZM24 111H25V110H24ZM40 111H39V113H40ZM114 111H115V112H114ZM132 111H133V110H132ZM134 111H135V110H134ZM134 111H133V112H134ZM139 111H140V108H139ZM155 111H156V110H155ZM172 111H173V110H172ZM219 111H217V112H219ZM5 112H4V113H5ZM7 112L9 113V110H8ZM47 112H48V111H47ZM47 112H46V115H47ZM57 112H58V114H57ZM165 112H167V110H166V111H165V110L163 111V113H165ZM220 112H219V113H220ZM17 113H19L18 110H17ZM20 113H21V112H20ZM20 113H19V114H20ZM22 113L24 114V113H26V112H22ZM22 113H21V115H20L21 117L23 116ZM41 113H40V114H41ZM168 113H171V114H169V115H172V112H171V111L167 112V114H168ZM219 113H218V114H219ZM246 113H247V112H246ZM13 114H14V113H12V115H13ZM35 114H36V112H35ZM43 114H44V117H45V113H43ZM55 114H54V115H55ZM76 114H79V113H76ZM76 114H74V116H75ZM106 114H107V115H106ZM134 114H135V113H134ZM142 114H143V113H142ZM160 114H161V113H160ZM202 114H203V113H202ZM3 115H4V114H3ZM6 115H7V114H6ZM9 115H11V114H8L7 117L5 116V119L7 118L6 120H5L4 117H3L4 121H11V120L14 121V120H15V119H14V120H13V119H11V120L8 119V116H9ZM36 115H37V114H36ZM79 115H80V114H79ZM127 115H128V113H127ZM163 115H165V114H163ZM173 115H174V113H173ZM173 115H172V116H173ZM230 115H232L231 118H230ZM14 116H15V115H14ZM20 116H19V118H20ZM25 116H26V114H25L23 117H25ZM74 116L72 115L71 117L74 118ZM76 116H77V115H76ZM80 116H82V115H80ZM80 116H79V117H80ZM119 116L121 117V114H120ZM149 116H150V115H149ZM224 116H225V117H224ZM26 117H28V115H27ZM42 117H43V116H42ZM44 117H43V118H44ZM46 117H47V116H46ZM48 117H49V116H48ZM58 117H57V118H58ZM77 117H78V116H77ZM114 117H115V115H114ZM122 117L124 118L125 116L122 115ZM150 117H151V116H150ZM174 117H175V116H174ZM217 117H218V115H217ZM9 118H10V117H9ZM29 118H31V116H30ZM38 118H39V115H38ZM49 118H52V117L50 116ZM49 118H48V119H49ZM53 118H54V117H53ZM53 118H52V119H53ZM109 118H110V117H109ZM116 118H117V117H116ZM118 118H119V117H118ZM123 118H120L119 120H116V121H118V123H120V126H121V127H124L125 129H128L129 127L124 126V125H125V124H124V119H125V118H124V119H123ZM128 118H130V117H127L126 120H127ZM172 118H173V117H172ZM172 118H171V119H172ZM185 118H186V117H185ZM185 118H184V119H185ZM246 118H247V117H246ZM0 119H1V118H0ZM32 119H33V118H32ZM35 119H36V117H35ZM40 119H41V118H40ZM52 119H51L50 121H52ZM111 119L113 120V115H112V118H111ZM173 119H174V118H173ZM181 119H182V118H181ZM186 119H187V118H186ZM188 119H189V118H188ZM217 119H218V118H217ZM239 119H240V118H239ZM16 120H17V119H16ZM18 120H19V119H18ZM54 120H55V119H54ZM126 120H125V121H126ZM237 120H238V119H237ZM244 120H245V119H244ZM0 121H1V120H0ZM21 121H22V120H21ZM21 121H19L18 123L20 124ZM24 121H25V119H24ZM28 121H31V122H32L33 120H28ZM28 121H25V122L27 123ZM41 121H44V120H41ZM47 121H48V120H46V122H47ZM56 121H58V120H56ZM73 121H74V120H73ZM100 121H101V120H100ZM167 121H169V120H168V119L166 120L165 118H163V119H159V121L153 122V124L156 125V126H155L156 128L164 129V127L167 126V123H168ZM188 121H189V120H188ZM188 121H187V122H188ZM241 121H242V123H245V122H246V121L243 122V120H238V122H240V124H241ZM31 122H29V123H31ZM38 122H39V120H38ZM38 122H35V121H34V123H35L34 125H36ZM46 122H45V123H46ZM58 122H59V121H58ZM60 122H61V121H60ZM114 122H115V121H114ZM221 122H220V123H221ZM249 122H250V121H249ZM249 122H248V123H249ZM1 123H5V122L1 121ZM1 123H0V124H1ZM14 123H15V122H14ZM14 123H13V124H14ZM41 123H43V122H41ZM41 123H40V125H42ZM50 123H51V125H52V127H53L52 122H50ZM74 123H75V122H74ZM77 123H78V124H77V126H78L80 122H77ZM94 123H95V122H94ZM250 123L253 124L252 121H251ZM250 123L248 124V126L250 125ZM261 123H262V122L257 123L258 128H262V127H261V125H262ZM10 124H12V122H11ZM10 124H9V125H10ZM46 124H47V123H46ZM48 124H49V123H48ZM83 124H84V123H83ZM131 124H132V123H131ZM184 124H185V123H184ZM232 124H233V123H232ZM258 124H259V125H258ZM7 125H8V123H7ZM16 125H18V124H16ZM37 125L39 126V124H37ZM51 125H50V126H51ZM58 125H59V124H58ZM84 125H85V124H84ZM84 125H83V126H84ZM86 125H87V124H86ZM129 125H130V124H129ZM147 125H148V124H147ZM185 125H186V124H185ZM242 125H244V124H242ZM245 125H247V124L245 123ZM263 125H264V124H263ZM263 125H262V126H263ZM11 126H12V125H11ZM75 126H76V125H75ZM115 126H116V124H111V125H109L108 129H109V130H112V129L115 128ZM149 126H150V125H149ZM204 126H205V125H204ZM204 126H203V127H204ZM248 126H246L247 129L249 128ZM250 126L253 127V125H250ZM259 126H260V127H259ZM26 127H27V129H28L30 126L28 125V126H26ZM32 127H33V126H32ZM34 127H35V126H34ZM34 127H33V128H34ZM54 127H55V126H54ZM85 127H86V126H85ZM151 127H152V126H151ZM180 127H181V126H180ZM193 127H194V126H193ZM193 127H192V128H193ZM195 127H196V126H195ZM216 127H217V126H216ZM240 127H241V125H240ZM263 127H264V126H263ZM33 128H29V129L32 130ZM68 128H69V127H68ZM76 128H78V127H75V129H76ZM82 128H84V127H82ZM174 128H175V127H174ZM178 128H179V127H178ZM205 128H207V127H205ZM253 128H254V127H253ZM253 128H252V129H253ZM17 129H18V131H20V130H19V129H20V126H18ZM21 129H22V128H21ZM27 129H23V131L26 130V132H28ZM34 129H35V128H34ZM36 129H38V130H37V133H35L33 130H32V133L34 132V134H35L37 137H36V136H33V134H32V135L29 134L30 136H28V135H26V134H28V133H26V134H25V133L22 134V132H20V133L22 134V137H23V135H24V136L26 135V136H25L26 138L24 137L26 140H27V138L29 137V140L32 141V139H31L30 137H31V136L36 137V138L33 139V141H34V143H35L36 145H38V144L36 143V142H37L36 139H41V137L45 136L44 134H47V133L53 132V131H50L51 128L45 127V126H43V125H42L41 127H39V128L37 127ZM60 129H61V128H60ZM75 129H74V130H75ZM106 129H107V128H106ZM125 129H124V130H125ZM134 129H136V128H134ZM159 129H158V130H159ZM201 129L203 130V128H201ZM207 129H210V128H207ZM249 129H250V128H249ZM13 130H16V128L13 129ZM62 130H63V129H62ZM85 130H86V128L83 129V131H85ZM101 130H102V129H101ZM109 130H107V131H105V132L110 133L111 131L109 132ZM117 130H119L120 132H123V133L126 132V131L121 130V129H118V128H117ZM136 130H137V129H136ZM136 130H135V131H136ZM180 130L183 131L184 129H180ZM187 130H188V128H187ZM187 130H186V131L184 130V132H183L185 136H186V135H188V136H194V135H195L194 137L196 138V133L194 132L195 130H192L193 133H192V132H189V130H188V131H187ZM199 130H200V129H199ZM204 130H205V129H204ZM258 130H259V129H258ZM4 131H5V130L3 129L2 132H4ZM49 131H50V132H49ZM64 131H65V129H64ZM140 131H141V130H140ZM152 131H153V129H152ZM154 131L156 132V129H155ZM176 131H178V130H177V127L175 128V131H173V132L171 131V132L173 133V135H174V133H175L174 136H176V137H177V136H180L181 134H183V133H181V132L179 131L181 134L178 132V134H180V135H177V134H176V133H177ZM219 131H220V130H219ZM219 131H218V132H219ZM253 131H254V130H253ZM259 131H260V130H259ZM54 132L56 133L57 131L54 130ZM76 132H77V131H76ZM97 132H98V131H97ZM117 132H118V131H117ZM136 132L139 133V131H136ZM158 132H159V131H158ZM158 132H157V135L154 134V135H156V136H153V135H152V136H153V137H158V135H159ZM169 132H170V131H169ZM169 132H168V133H169ZM200 132H201V130H200ZM209 132H210V131H209ZM220 132H221V131H220ZM241 132H242V131H241ZM263 132H264V131H263ZM263 132H262V133H263ZM0 133H1V131H0ZM42 133H44V134H42ZM62 133H63V132H62ZM77 133H79V132H77ZM107 133H106V134H107ZM141 133H144V132L141 131ZM152 133H153V132H152ZM172 133H171V134H172ZM221 133H222V132H221ZM226 133H227V132H226ZM5 134H6V133H5ZM14 134H15V133H14ZM14 134H12V135H14ZM63 134H64V133H63ZM80 134H81V132H80ZM94 134H95V133H94ZM200 134H201V133H200ZM218 134H219V133H218ZM7 135H8V134H7ZM7 135H6V136H7ZM16 135H17V134H16ZM66 135H67V134H66ZM69 135H70V134H69ZM69 135H68V136H69ZM96 135H97V134H96ZM112 135H113V134H112ZM219 135H221V134H219ZM0 136H1V134H0ZM6 136H3V137H6ZM20 136H21V135H20ZM27 136H28V137H27ZM47 136H50V135H47ZM47 136H46V137H47ZM68 136H67V138H68ZM80 136H81V135H80ZM143 136H145V135L143 134ZM150 136H151V135H150ZM181 136H182V135H181ZM221 136H222V135H221ZM18 137H19V136H18ZM33 137H32V138H33ZM53 137H55V136H53ZM56 137H57V135H56ZM136 137H137V135H136ZM145 137H146V136H145ZM182 137H183V136H182ZM200 137H201V135H200ZM219 137H220V136H219ZM224 137H225V136H224V134H223V137H221L220 139H217V140H216L215 138H214V139H212V138H211V139H205V138H204V139L206 140V141H204V144H203V145L198 144V145H200L201 147H202V146H203V147H204V146L212 147V150H213V148H214V149H218V148H217V147H218V144L216 143V141H217L219 144H221L218 140H223ZM0 138H2V136H1ZM43 138H44V137H43ZM43 138H42V139H43ZM50 138H51V137H50ZM58 138H59V137H58ZM60 138H61V137H60ZM70 138H73V136H71V137L69 136V139H70ZM74 138H76V136H74ZM84 138H85V137H84ZM93 138H94V137H93ZM137 138H138V137H137ZM137 138L135 139V135H134V138L129 137V140H128V138H127L126 140L129 141V143H130L129 145H131L132 147H134V146L137 145V143H138V140H139V139H137ZM139 138H141V137H139ZM206 138H207V137H206ZM208 138H209V137H208ZM3 139L6 140V139H8V138H3ZM22 139H23V138H22ZM53 139H54V138H53ZM79 139H82V136H81V138H79ZM86 139H87V138H86ZM114 139H115V138H114ZM141 139H142V138H141ZM144 139H145V138H144ZM154 139H157V138H154ZM158 139H159V138H158ZM12 140H13V138L11 139V141H9V140H6L7 142L4 141V143H5V142L8 143V144L5 143L6 145H10V144L13 145L14 143H12ZM17 140H18V139H17ZM17 140H16V141H17ZM19 140H21V138H19ZM47 140H48V139H47ZM64 140H65V138H62V141H64ZM75 140L77 141V140H78V137H77V139H75ZM75 140H72L71 144L74 143V142L76 143ZM106 140H107V139H106ZM159 140H161V143H162V139H159ZM196 140H197V139H196ZM207 140H208V141H207ZM215 140H216V141H215ZM31 141H29V142H30V143H33V141H32V142H31ZM39 141H40V140H39ZM43 141H46V138H45V140H43ZM65 141H66V140H65ZM67 141L69 142V140H67ZM73 141H74V142H73ZM80 141H81V140H80ZM80 141H79V142H80ZM83 141H84V140H83ZM112 141H113V140H112ZM140 141H141V140H140ZM147 141H148V140H147ZM155 141H156V140H155ZM163 141H164V140H163ZM2 142H3V141H2ZM9 142H11V143H9ZM22 142H23V141H22ZM24 142H25V141H24ZM46 142H47V141H46ZM48 142H49V140H48ZM57 142H58V141H57ZM110 142H111V141H110ZM126 142H127V141H126ZM142 142H145V141H142ZM156 142H157V141H156ZM156 142L154 143V147H155V146H158V144H159V141H158L157 143H156ZM197 142H198V141H197ZM202 142H203V141H202ZM241 142H242V141H241ZM17 143H18L19 147H18L17 145H16V146L20 149L21 142L18 141ZM17 143H15V144H17ZM61 143H62V142H61ZM65 143H66V142H65ZM81 143H82V142H81ZM88 143L92 144V147L95 146V147L99 148L100 146H102V145H101V140H99V138H98V139H97V138H96V139H90V140L87 141V144H88ZM116 143H118V141H117ZM121 143H123V142H121ZM140 143H141V142H140ZM164 143H165V142H164ZM206 143H208V144L206 145ZM1 144H2V143H0V146L4 145V144H2V145H1ZM15 144H14V147H16ZM22 144H23V143H22ZM49 144H50V143H49ZM54 144H55V143H54ZM57 144H59V143H57ZM63 144H64V142H63ZM63 144H62V145H63ZM90 144H89V145H90ZM118 144H119V143H118ZM243 144H244V143H243ZM246 144H247V143H246ZM12 145H11V146H12ZM64 145H66V144H64ZM64 145H63V146H64ZM79 145H80V144H79ZM93 145H94V146H93ZM127 145H128V144H127ZM133 145H134V146H133ZM142 145H143V144H142ZM244 145H245V144H244ZM250 145H251V144H250ZM255 145H256V144H255ZM23 146H24V144H23ZM23 146H22L21 149H26V148H28V147L23 148ZM60 146H61V144H60ZM77 146H78V145H77ZM82 146H83V144H82ZM118 146H119V145H118ZM125 146H126V145H125ZM125 146H124V148H125ZM216 146H217V147H216ZM219 146H220V145H219ZM7 147H8V146H7ZM7 147H6V149H7ZM12 147H13V146H12ZM17 147L14 148V149H17ZM31 147H32V146H31ZM51 147H52V146H51ZM51 147H49V148L53 151V149H52L53 147H52V148H51ZM73 147H75V146H73ZM113 147H114V145H113ZM162 147H163V146H162ZM220 147H223V146L221 145ZM234 147H235V146H234ZM248 147H249V146H248ZM252 147H253V146L250 147V150H251V151H252L253 148H256L257 146H256V147L254 146L253 148H252ZM59 148H60V147H59ZM71 148H72V146H69L68 151H65V153H66V154H67L68 152H69L70 154L73 153V151L70 152V151H71ZM114 148H115V150H116V147H114ZM158 148H159V147H158ZM164 148H165V147H163L162 150H165ZM166 148H167V146H166ZM251 148H252V149H251ZM257 148H258V147H257ZM1 149H2V151H4L3 146H2ZM11 149H12V148H11ZM11 149H10V150H11ZM21 149H20V150H21ZM28 149H31V148L29 147ZM34 149H35V148H34ZM38 149H40V148H38ZM63 149L66 150V147H63ZM63 149H61L62 152H64ZM74 149H76V151H77L78 148L76 147V148H74ZM112 149H113V148H112ZM167 149H168V148H167ZM202 149H204V148H202ZM220 149H221V148H220ZM8 150H9V147H8ZM10 150H9V151H10ZM20 150H19V151H20ZM31 150H32L33 152H36V151H34L33 149H31ZM40 150H41V149H40ZM72 150H73V149H72ZM122 150H123V149H122ZM218 150H219V149H218ZM218 150H217V151H218ZM22 151H24V150H22ZM42 151H43V148H42ZM45 151H46V150H45ZM55 151H56V150H55ZM78 151H80V150H78ZM78 151H77V152H78ZM88 151H90V150H88ZM128 151H129V150H128ZM206 151H208V150H206ZM206 151H205V152H206ZM214 151H215V150H214ZM262 151H263V150H262ZM17 152H18V151H17ZM50 152H51V151H50ZM60 152H61V151H60ZM62 152H61V153H62ZM103 152H104V151H103ZM113 152H115V151L113 150ZM116 152H119V151H116ZM162 152H163V151H162ZM164 152H166V151H164ZM235 152H236V150H235ZM263 152H264V151H263ZM69 153H68L67 155H69ZM80 153H81V151H80ZM21 154H22V153H21ZM21 154H20V159L22 158V157H21V156H22ZM25 154H26V153H25ZM53 154H54V152H53ZM57 154H58V153H57ZM76 154H77V153H76ZM81 154H82V153H81ZM105 154H106V153H105ZM117 154H119L118 156L120 157V155H121L122 153L120 154V152H119V153H116V155H117ZM123 154H124V153H123ZM259 154H260V153H259ZM261 154H262V152H261ZM49 155H50V154H49ZM60 155L63 156V157L65 156V154L63 155V153L60 154ZM71 155H73V154H71ZM71 155H70V158H71ZM107 155H108V153H107ZM107 155H106V156H107ZM113 155H114V154H113ZM147 155H148V153L146 154L145 157H147V159H149V157H150L151 155H149V157H148ZM198 155H199V154H198ZM124 156H126V155H124ZM127 156H128V155H127ZM6 157H7V156H5V159H6ZM23 157L25 158L26 155H24ZM67 157H68V156H67ZM85 157H86V156H85ZM85 157H83L81 160L85 159ZM92 157H93V156H92ZM104 157H105V155H104ZM136 157H137V156H136ZM2 158H3V157H2ZM7 158H8V157H7ZM78 158H80V157H78ZM86 158H87V157H86ZM125 158H126V157H125ZM128 158H129V157H128ZM165 158L168 159L167 157H164V159H165ZM238 158L241 159V157H238ZM5 159H4V160H5ZM20 159H19V157H18V160H20ZM47 159H48V158H47ZM71 159H72V158H71ZM87 159H88V161H89V158H87ZM95 159H96V158H95ZM101 159H102V158H101ZM105 159H106V158H105ZM232 159H235V158L233 157ZM232 159H231L230 161L234 163L235 160L232 161ZM236 159H237V158H236ZM0 160H1V158H0ZM2 160H3V159H2ZM2 160H1V161H2ZM12 160H13V159H12ZM12 160H11V161H12ZM23 160H24V159H23ZM23 160H22V161H23ZM62 160H64V159H62ZM81 160H79V163H81V165H82V164H84V163H83L84 161H81ZM106 160H107V159H106ZM118 160L120 161V159H118ZM149 160H151V159H149ZM168 160H169V159H168ZM173 160H174V159H173ZM208 160H209V158H208ZM8 161H9V160H8ZM8 161H7V162H8ZM13 161H14V160H13ZM13 161H12V162H13ZM25 161H26V159H25ZM28 161H29V160H27V162H28ZM31 161L33 162V164L35 163V162L33 161V158H32ZM37 161H38V160H37ZM52 161H53V160H52ZM80 161H81V162H80ZM153 161H154V160H153ZM165 161H166V160H165ZM205 161H206V160H205ZM224 161H226V160L224 159ZM227 161L230 162L229 160H227ZM238 161H239V160H238ZM3 162H4V161H3ZM12 162H11V163H12ZM27 162H26V163H27ZM32 162L29 161L30 164H32ZM46 162H48V161H46ZM54 162H55V161H54ZM85 162H86V160H85ZM94 162H95V161H93L92 163H94ZM169 162H170V160H169ZM169 162H168V163H169ZM177 162H178V163H177ZM177 162H176V160L174 161V164L176 163V164L179 166V168H178V167H176V168H178V169L183 168V165H179L180 160L177 161ZM181 162H182V161H181ZM228 162H227V163H228ZM241 162H242V161H241ZM0 163H1V162H0ZM9 163H10V162H9ZM39 163H40V162H39ZM39 163H38V164H39ZM50 163H51V162H50ZM79 163H78V164H79ZM90 163H91V162H90ZM92 163L90 164V166L92 165ZM153 163H154V162H153ZM157 163H158V162H157ZM224 163H225V162H224ZM227 163H226V164H227ZM242 163H243V162H242ZM13 164H15V163H13ZM13 164H12V165H13ZM21 164H24V161H23V163H21ZM21 164H20V165H21ZM33 164H32L31 166H33ZM35 164H37V163H35ZM149 164H150V163H149ZM180 164H181V163H180ZM182 164H183V163H182ZM228 164H229V163H228ZM230 164H231V163H230ZM10 165H11V164H10ZM10 165L8 166V168L11 167V168H9V169H11V170H13V171H11V170H9V171H11V172L14 174V175H12V173H10V180L12 179L11 181H14V180H15V181H17V180H20V181H21L22 179H19L20 176H17L18 173H17V175L15 174V172H18V171H17L18 168H17V170L12 169V166H10ZM24 165H25V164H24ZM24 165H22V166H24ZM39 165H40V164H39ZM42 165H43V163H42ZM42 165H41V166H42ZM52 165H53V167L51 166V164H50V166L47 167L49 172L47 171L48 174H46V175H47V176L49 175V176H48V177H45L46 179L43 177V176L45 175L44 173H46V171L44 170L45 168H42L43 171H42L41 167L39 168V169H41V171L43 172V173H42L43 176L41 175V176H42V177H41V180H42V181L46 180V181H45L46 184L44 185V189H41V191L39 192V195H38V198H37L38 200L49 198L48 194L50 193V190H52V189H50L51 186H52V188H53L54 186L57 187V185L59 186V185L64 184V185H63L64 188H67V189H68V187H69V189L72 190L73 193L76 192V191L73 189V187H72V186H74L76 183L74 184V183L72 182L71 184H74V185H71V187H70V186H69L70 184H65V181H63V180H64V177H68V179H69V175H73V173H72V174H69V175L67 174V170H68L69 168H67L66 173H64L63 171H60L61 169H59L58 166H57V167H58V168H57L58 170H57V169L55 168L56 165H54L53 163H52ZM79 165H80V164H79ZM81 165H80V167H82V166H83V167H84V166H85V167H88L89 164L82 165V166H81ZM93 165H94V164H93ZM93 165H92V166H93ZM95 165H96V164H95ZM95 165H94V167H95V168H98V166H97L98 163H97L96 166H95ZM151 165H152V164H151ZM172 165H173V164H172ZM186 165H187V164H186ZM194 165H195V164H194ZM196 165H197V163H196ZM198 165H199V164H198ZM198 165H197V166H198ZM1 166H4V165L1 164L0 167H1ZM26 166H27V165H25V169L27 170L28 168H26ZM29 166H30V165H29ZM64 166H65V165H64ZM115 166H116V165H115ZM158 166H159V165H158ZM164 166H165V165H164ZM169 166H170V164L168 165V167H169ZM175 166H176V165H175ZM175 166H174V167H175ZM180 166H181V168H180ZM203 166L205 167V165H203ZM209 166L211 167V166H213V165H210V164H209ZM5 167H6V166H5ZM5 167H3V169H5ZM14 167H16V166L14 165ZM27 167H28V166H27ZM66 167H67V166H66ZM66 167H65V168H66ZM110 167H111V166H110ZM116 167H117V166H116ZM119 167H120V166H119ZM150 167H151V166H150ZM161 167H162V166H161ZM168 167H167V168H168ZM172 167H173V166H171V168H172ZM184 167H185V166H184ZM186 167H187V166H186ZM210 167H209L207 170H212L213 167H211V169H210ZM1 168H2V167H1ZM8 168H6V170H7ZM70 168H71V167H70ZM162 168H163V167H162ZM167 168H166V169H167ZM176 168H173V169H176ZM195 168H196V167H195ZM201 168H202V166H201ZM32 169H33V168H32ZM77 169H78V168H77ZM159 169H160V168H159ZM169 169H170V168H169ZM173 169H171V170H173ZM188 169H189V168H188ZM205 169H206V168H205ZM226 169H227V168H226ZM14 170H15V172H14ZM19 170H20V169H19ZM36 170H38V169H36ZM71 170H72V169H71ZM75 170H76V168H75ZM86 170H87V169H86ZM191 170H192V169H191ZM213 170H214V169H213ZM227 170H228V169H227ZM30 171H31V170H30ZM38 171H40V170H38ZM38 171H37V172H38ZM41 171H40V172H41ZM44 171H45V172H44ZM78 171H79V170H78ZM78 171H75V172L78 174ZM173 171H175V170H173ZM179 171H180V170H179ZM189 171H190V169H189ZM193 171H194V168H193ZM196 171H197V170H196ZM196 171H195V172H196ZM6 172H7V171H6ZM27 172H29V171H27ZM32 172H33V171H32ZM68 172L71 173L72 171L68 170ZM73 172H74V171H73ZM75 172H74V173H75ZM110 172H111V171H110ZM165 172H166V171H165ZM169 172H170V171L168 170V174H169ZM180 172H181V171H180ZM182 172H183V171H182ZM202 172H203V171H202ZM21 173L23 174V172L20 170V174H21ZM25 173H26V172H24V177H25V175H26ZM30 173H31V172H30ZM84 173H85V172H84ZM87 173H88V172H87ZM114 173H115V172H114ZM191 173H192V172H190V174H191ZM198 173H199V172H198ZM200 173H201V172H200ZM204 173H205V172H204ZM215 173H216V172H215ZM228 173H229V172H228ZM1 174H2V173H1ZM1 174H0V176H1ZM3 174H4V171H3ZM8 174H9V173H8ZM8 174L6 175V177H5V176L3 177V180L6 179V180H8L10 183L13 184L14 182H11L9 179H7ZM66 174H67V175H66ZM120 174H121V173H120ZM124 174H125V173H124ZM176 174H177V173H176ZM205 174H207V173H205ZM208 174H210V173H208ZM216 174H217V173H216ZM224 174H225V173H224ZM31 175H32V174H31ZM33 175H36V173L34 172ZM33 175H32L31 177L36 178V176L34 177ZM37 175H38V173H37ZM65 175H66V176H65ZM79 175H80V174H79ZM79 175H78L77 177H82V176H79ZM81 175H82V174H81ZM115 175H116V174H115ZM140 175H141V174H140ZM177 175H180V174H177ZM202 175H203V173H202ZM2 176H3V175H2ZM11 176H12V177H11ZM13 176H14V177L16 176V178H18V179H16V178L14 179ZM26 176H27V175H26ZM73 176L76 177L75 174H74ZM84 176H85V175H84ZM173 176H174V175H173ZM214 176H215V175H214ZM29 177H30V176H29ZM31 177L29 178L30 180H31ZM38 177H39V176H37V178H38ZM140 177H141V176H140ZM155 177H156V176H155ZM192 177H195V176H192ZM205 177H207V176H205ZM210 177H211V176H210ZM26 178H28V177H26ZM26 178H25V179H26ZM39 178H40V177H39ZM42 178H43V179H42ZM68 179H67V180H68ZM71 179H72V178H71ZM82 179H83V177H82ZM179 179H180V177H179ZM215 179H216V178H215ZM27 180H28V179H27ZM67 180H66V181H67ZM176 180H177V179H176ZM213 180H214V179H213ZM220 180H221V179H220ZM4 181H5V180H4ZM4 181H3V182H4ZM8 181H7V184L9 183ZM20 181H19V182H20ZM25 181H26V180H25ZM47 181H49V182L47 183ZM84 181H85V180H84ZM230 181H231V180H230ZM230 181H229V182H230ZM248 181H249V180H248ZM19 182L17 181V182H16V185H15V183H14V185H15L16 188L13 186V187L15 188L13 191H16V193H17L18 190L22 189V192L25 193V197H23V198H25V200H28V199H29V200H34V199H35V194L33 193V191H29V187H27L25 184H23V185H24L23 187L19 184V185L21 186V188H19V189L17 188V187H19V185L17 186V183H19ZM21 182H22V181H21ZM63 182H64V183H63ZM74 182H75V181H74ZM82 182H83V181H82ZM82 182H81V184H82ZM182 182H183V181H182ZM216 182H217V181H216ZM219 182H220V181H219ZM26 183H29V182H26ZM69 183H70V181H69ZM78 183H79V182H78ZM144 183H145V182H144ZM220 183H221V182H220ZM220 183H219V184H220ZM230 183H231V182H230ZM234 183H235V182H234ZM234 183H233V184H234ZM253 183H254V182H253ZM30 184H31V183H30ZM30 184H29V186L32 185V186L34 187L33 184H31V185H30ZM81 184L79 183V185H81ZM115 184H116V183H115ZM152 184H153V183H152ZM156 184H157V182H156ZM237 184L240 185L239 182H236L235 187H237ZM241 184H242V183H241ZM1 185L3 186V184H1ZM4 185H5V184H4ZM66 185H68V187H67ZM223 185H224V184H223ZM230 185H231V184H230ZM230 185H229V186H230ZM239 185H238V189H236V190H238V191H242V190H239ZM246 185H247V184H246ZM259 185H260V184H258V186H259ZM262 185H263V184H262ZM2 186H0V187H2ZM6 186H7V185H6ZM6 186H5V187L3 186V187L7 189L8 186H7V187H6ZM231 186H232V185H231ZM242 186H243V184H242ZM242 186H241V187H242ZM10 187H12V186H10ZM59 187H61V186H59ZM59 187H57V188H59ZM98 187H99V186H98ZM193 187H194V186H193ZM205 187H206V186H205ZM205 187H203V188H205ZM210 187H211V186H210ZM31 188H32V187H31ZM35 188L37 189L36 186H35ZM71 188H72V189H71ZM86 188H88V187H86ZM90 188H91V187H90ZM94 188H95V187H94ZM146 188H147V187H146ZM179 188H180V187H179ZM232 188H233V186H232ZM245 188H246V187H245ZM53 189H54V188H53ZM214 189H215V188H214ZM4 190H5V189H4ZM34 190H35V189H34ZM37 190H38V189H37ZM59 190L64 191L65 189L63 190V188H62V189L59 188ZM59 190H57V191H59ZM70 190H69V191H70ZM78 190H79V192H80V190H81L80 193L83 192V194H84L85 191H86L85 188H80V189H78ZM82 190H84V191H82ZM96 190H97V188H96ZM96 190H95V191H96ZM100 190H101V189H100ZM140 190H141V189H140ZM142 190H143V189H142ZM150 190H151V189H150ZM174 190L176 191V189H174ZM250 190H251V189H250ZM0 191L2 192V188H1ZM28 191H29V192H28ZM35 191H36V190H35ZM55 191H56V189H55ZM66 191H67V190H66ZM97 191H98V190H97ZM147 191H148V190H147ZM155 191H156V190H155ZM162 191H163V190H162ZM208 191H209V190H208ZM217 191H218V190H217ZM238 191H237V192L235 191V193H236V194L239 193V195H240V192H238ZM245 191H246V190H245ZM5 192H6V190H5ZM5 192H4V194H5ZM7 192H10V191H7ZM19 192H20V191H18V193H19ZM22 192H21V193H22ZM37 192H38V191H37ZM52 192H53V191H52ZM59 192H60V191H59ZM90 192H91V194H92V192H94V191H92V188H91V191H90ZM196 192H197V191H196ZM206 192H207V191H206ZM206 192H204V193H206ZM10 193H11V192H10ZM14 193H15V192H14ZM55 193H56V192H55ZM63 193H65V192H63ZM67 193H68V192H67ZM67 193H66V194H67ZM69 193H70V192H69ZM69 193H68V194H69ZM76 193H77V192H76ZM86 193H87V192H86ZM98 193H99V192H98ZM98 193H97V194H98ZM112 193H113V192H112ZM148 193H149V191H148ZM37 194H38V193H37ZM37 194H36V197H37ZM61 194H62V192H61ZM70 194H71V193H70ZM77 194H78V193H77ZM77 194H75V196L72 194V195H70V197H71V196L76 197ZM83 194H82V195H83ZM93 194H94V193H93ZM185 194H186V193H185ZM22 195H23V194H22ZM51 195H52V193H51ZM56 195H57V194H56ZM87 195H90V193H88ZM87 195H86V196H87ZM126 195H127V194H126ZM132 195H133V194H132ZM161 195H162V194H161ZM10 196H11V195H10ZM18 196H19V195H18ZM23 196H24V195H23ZM93 196H96V193H95ZM191 196H192V195H191ZM6 197H9V195H8V196L6 195ZM14 197H15V196H14ZM54 197H56V196H54ZM65 197H66V196H65ZM78 197H81V194H78ZM78 197H77V200H78ZM87 197H88V196H87ZM91 197H92V196H91ZM91 197H90V199H91ZM96 197H97V196H96ZM98 197H99V196H98ZM176 197H177V196H176ZM4 198H5V197H4ZM4 198H3V200H5ZM26 198H28V199H26ZM58 198H60V197L58 196ZM58 198H57V199H58ZM8 199H9V198H8ZM17 199H19V198L17 197L16 199L13 200L14 203H16V204L18 203V200H17ZM51 199H52V198H51ZM57 199H56V201H57ZM60 199H61V198H60ZM62 199H64L63 196H62ZM74 199L76 200V198H74ZM74 199H73V200H74ZM92 199H93V198H92ZM146 199H147V198H146ZM183 199H184V198H183ZM194 199H195V198H194ZM6 200H7V198H6ZM11 200H12V197H11ZM21 200H22V199H21ZM35 200H36V199H35ZM38 200H36V201H38ZM46 200H47V199H46ZM52 200H53V199H52ZM71 200H72V199H71ZM75 200H74V202H75ZM77 200H76V201H77ZM79 200H80V199H79ZM79 200H78V202H79ZM163 200H164V199H163ZM211 200H212V199H211ZM7 201H9V204H10V199L7 200ZM66 201H68V199H66ZM86 201H87V202H86ZM86 201H85L84 203H88V200H87V199H86ZM19 202H20V201H19ZM29 202H30V201H29ZM41 202H42V201H41ZM41 202H40V203H41ZM46 202H47V201H46ZM78 202H77V203H78ZM80 202H81V200H80ZM90 202H91V200H90ZM93 202H94V201H93ZM173 202H174V199H173ZM182 202H183V201H182ZM187 202H188V201H187ZM195 202H196V201H195ZM2 203H5V202H2ZM6 203H7V202H6ZM6 203H5V204H6ZM33 203H34V202H33ZM53 203H54V202H52L51 204H50V202L48 203L50 206L52 205V208H51V209H55V208H54L55 206L58 207V204H57V205L54 204L55 206H53ZM64 203H65V202H64ZM68 203H69V202H68ZM75 203H76V202H75ZM183 203H184V202H183ZM183 203H182V204H183ZM185 203H186V202H185ZM188 203H189V205H192L191 202H188ZM190 203H191V204H190ZM200 203H201V201H200ZM203 203H204V202H203ZM203 203H202V204H203ZM11 204H12V203H11ZM11 204H10V205H11ZM34 204H36V203H34ZM45 204H46V203H45ZM59 204H60V202H59ZM61 204H62V203H61ZM79 204H80V203H78L77 205H79ZM89 204H90V203H89ZM206 204H207V203H206ZM212 204H213V203H212ZM12 205H13V204H12ZM23 205H24V204H23ZM37 205H38V204H37ZM84 205H85V206L82 207V208H84L83 210H85V209H91V208H87L88 204H84ZM183 205H184V204H183ZM6 206H7V205H6ZM6 206H4V210L7 209V211H8V208H9L10 206L8 205V208H5ZM13 206H14V205H13ZM34 206H35V205H34ZM34 206H33V207H34ZM40 206H41V205H40ZM131 206H132V205H131ZM205 206H206V205H205ZM33 207H31V209H32ZM89 207H90V206H89ZM12 208H14V207H12ZM20 208H21V207H20ZM20 208H16V207H15L14 209H12V211H13V210H15V211H19ZM35 208H36V207H35ZM37 208H38V206H37ZM40 208L42 209L43 207H39V208H38V211L40 210ZM46 208H47V207H46ZM65 208L68 209V206L65 207ZM65 208L62 207L63 210H65ZM134 208H135V207H134ZM10 209H11V208H10ZM18 209H19V210H18ZM21 209H22V208H21ZM48 209H49V208H48ZM51 209H49L48 211H52ZM237 209H238V208H237ZM0 210H1L0 213H2L3 211H2L1 208H0ZM29 210H30V208H29ZM34 210H36V209H34ZM68 210H69V209H68ZM100 210H101V209H100ZM207 210H208V209H207ZM222 210H223V209H222ZM12 211H10V212L13 214L15 211H14V212H12ZM20 211H21V210H20ZM26 211H28V210L26 209ZM26 211H25V214H27ZM44 211H46V210H44ZM57 211H59V209H57ZM10 212H9V213H10ZM55 212H56V210H55ZM60 212H61V211H60ZM77 212H79V211H77ZM222 212H223V211H222ZM4 213H7V212L4 211V212L2 213V216H3V217H4ZM9 213H8V214H9ZM11 213H10V214H11ZM15 213H16V212H15ZM15 213H14V214H15ZM23 213H24V212H23ZM23 213L20 212V213H18V214H20V215L22 214V215H23ZM43 213H44V212H43ZM51 213H52V212H51ZM68 213H70V211H68ZM68 213H67L66 215H69ZM10 214H9V216H12V215H10ZM14 214H13V216H16V214H15V215H14ZM31 214H33V212H32ZM54 214H55V213H54ZM73 214H74V213H73ZM87 214H88V213H87ZM79 215H80V214H79ZM201 215H202V214H201ZM5 216H6V215H5ZM23 216H25V215H23ZM27 216H28V214H27L25 217H27ZM30 216H31V215H30ZM47 216H48V215H47ZM57 216H58V214L55 215L54 218L57 217ZM75 216H76V215H75ZM28 217H29V216H28ZM69 217H71V213H70V216H69ZM86 217H87V216H86ZM15 218H16V217H15ZM48 218H49V217H48ZM52 218H53V216H52ZM61 218H62V217H61ZM81 218H82V217H81ZM211 218H212V217H211ZM0 219H1V218H0ZM6 219H7V217H4V218L2 219V222L5 221ZM23 219H26V218H23ZM23 219L21 218L20 220H18V218H17V221H20V222H19V225H22L21 222H23V223L25 222V221H23ZM56 219H57V220H56L57 224H58V222H59V223L61 222V223H62V226H65V224L68 222V221H67L66 223H64V222H65L64 220H63L64 222H62V221H61L62 219H59V221H58V218H56ZM68 219L71 220V218H68ZM72 219H73V218H72ZM79 219H80V218H79ZM84 219H85V218H84ZM192 219H193V218H192ZM219 219H220V218H219ZM248 219H249V218H248ZM7 220H8V219H7ZM7 220H6V222H8V223H11V224L14 223L13 220H12V221H11V220H8V221H7ZM26 220H27V219H26ZM28 220L31 222L30 219H28ZM28 220L26 221V224L24 223V225H26L27 228H24V227H26V226L23 227V225L20 226V227H22L23 229H25L24 231H26V229L28 230V229L30 228V226L28 227V225H29ZM45 220H48V219L45 218ZM45 220H44V222H45ZM54 220H55V219H54ZM73 220H75V219H73ZM73 220H72V221H73ZM77 220H78V218H77ZM212 220H213V219H212ZM0 221H1V220H0ZM201 221H202V220H201ZM203 221H204V220H203ZM205 221H206V220H205ZM205 221H204V223H207V222H205ZM209 221H211V220L209 219ZM209 221H208V223H209ZM2 222H0V223H1V226L5 225L6 222H3L4 224H3ZM70 222H71V221H70ZM86 222H87V221H86ZM8 223H6V227L8 226ZM20 223H21V224H20ZM34 223H35V222H34ZM39 223H40V222H39ZM61 223L59 224L60 226H61ZM162 223H163V222H162ZM200 223H201V222H200ZM239 223H240V222H239ZM243 223H244V222H243ZM11 224H10V225H11ZM27 224H28V225H27ZM46 224H48V225H52L51 222H46L45 225H46ZM100 224H101V223H100ZM157 224H158V223H157ZM182 224H183V223H182ZM209 224H210V223H209ZM216 224H218V223H216ZM241 224H242V222H241ZM10 225H9V227H10ZM15 225H17L18 228H19V225H18V224H15ZM30 225H31V223H30ZM32 225H33V227H34V224H33V223H32ZM39 225H40V224H39ZM41 225H42V223H41ZM48 225H47V226H48ZM159 225H160V224H159ZM161 225H164V224H161ZM11 226H12V225H11ZM17 226H15V227H17ZM54 226H55V225H54ZM72 226H73V225H72ZM100 226H101V225H100ZM129 226H131V225H129ZM154 226H155V225H154ZM92 227H93V226H92ZM97 227H98V226H97ZM127 227H128V226H127ZM134 227H135V226H134ZM156 227H158V226H156ZM159 227H160V226H159ZM159 227H158V228H159ZM170 227H171V226H170ZM223 227H224V226H223ZM227 227H228V226H227ZM246 227H247V226H246ZM22 228H21L20 230L23 231ZM40 228H41V227L39 226V228H38L39 231H40ZM43 228H44V227L42 226V229H43ZM59 228H60V227H59ZM59 228L57 229L56 226H55L54 229L59 230ZM68 228H70V226H69ZM95 228H96V227H95ZM171 228H174V226H172ZM0 229H1V230H0V236H3V235L5 236V234H6V232H7V231L5 230V228H4V230H2V228L0 227ZM12 229H13V228H12ZM12 229H10V230H12ZM16 229H17V228H16ZM30 229H31V232H32V230H33L34 228H32V226H31ZM63 229H64V227H63ZM63 229H61V231H62ZM71 229H72V228H71ZM90 229H91V228H90ZM127 229H128V228H127ZM142 229H143V228H142ZM174 229H176V227H175ZM229 229H230V228H229ZM233 229H234V228H233ZM236 229H237V228H236ZM247 229H248V228H247ZM10 230H8V231H10ZM17 230H18V229H17ZM17 230H16V231L13 230L14 232H13V231H12V232H13V233H17ZM20 230H19V231H20ZM51 230H52V228H51ZM101 230H102V229H101ZM109 230H110V229H109ZM128 230H130V227H129ZM227 230H228V229H227ZM243 230H244V229H243ZM2 231H3V233L5 232V234H1ZM19 231H18V233L15 234V235L12 234V235L14 236L13 240H16V239L19 240V237H18L17 235H19V233L22 232V231H20V232H19ZM34 231H36V230H34ZM39 231H37V232H39ZM44 231H45V230H44ZM44 231L41 230L40 233H44ZM64 231H65V229H64ZM95 231H96V230H95ZM102 231H103V230H102ZM105 231H107V230H105ZM105 231H104V232H105ZM133 231H134V230L131 229V232H133ZM231 231H232V232H231ZM231 231L229 230V232H231V233H229V234H231V235H230L231 238H233L232 236H235V237H236V235H235L236 232H235L234 230H231ZM233 231H234V232H233ZM244 231H245V230H244ZM12 232H11V233H12ZM29 232H30V230H29ZM62 232H63V231H62ZM69 232H71V231H69ZM69 232H68V233H69ZM73 232H74V231H73ZM129 232H130V231H129ZM185 232H186V231H185ZM239 232H240V231H239ZM239 232H238V233H239ZM241 232H242V231H241ZM22 233H23V235H24V234H26L27 232H22ZM22 233L20 234L21 236H23ZM59 233H60V232H59ZM66 233H67V232H66ZM92 233H94V232H92ZM207 233H208V232H207ZM8 234H9V232H8ZM34 234H35V233H34ZM46 234H48V233L45 232V235H46ZM71 234H74V236H76L75 233H71ZM71 234H70V235H71ZM96 234H97V233H96ZM105 234H106V233H105ZM236 234H237V233H236ZM12 235H11V237H8V238H10L11 241H12ZM31 235H32V234H31ZM41 235H42V234H41ZM43 235H44V234H43ZM45 235H44V239L48 238V237H46ZM48 235H49V234H48ZM56 235H58V234L56 233ZM60 235H61V234H60ZM70 235H69L68 237H71ZM245 235H246V234H245ZM8 236H9V235H8ZM21 236H20V237H21ZM24 236H25V235H24ZM24 236H23V237H24ZM5 237H7V236H5ZM50 237H51V236H50ZM50 237H49V240H50ZM106 237H107V236H106ZM127 237H128V236H127ZM137 237H138V236H137ZM239 237H240V236H239ZM15 238H16V239H15ZM21 238H22V237H21ZM62 238H63V237H62ZM77 238H78V237H77ZM88 238H89V237H88ZM138 238L140 239V237H138ZM240 238H241V237H240ZM26 239H29V240H30V243H32V239H30V237H28V238L26 237ZM36 239H37V238H36ZM56 239H58V238H56ZM66 239H67V238H66ZM84 239H85V238H84ZM91 239H92V238H91ZM136 239H137V238H136ZM142 239H143V238H142ZM186 239H188V238H186ZM252 239H253V238H252ZM0 240H1V239H0ZM17 240H16V241H17ZM39 240H40V239H39ZM62 240H63V239H62ZM97 240H98V239H97ZM109 240H110V239H109ZM131 240H132V239H131ZM174 240H175V239H174ZM174 240H173V241H174ZM188 240H189V239H188ZM222 240H223V239H222ZM255 240H256V239H255ZM257 240H258V239H257ZM1 241L3 242V240H1ZM1 241H0V244H1V245H0V248H1V246H4V243H5V242H4V243L2 244ZM11 241H10V242H11ZM25 241H26V240H25ZM58 241H59V240H58ZM76 241H78V240L76 239ZM88 241H89V240H88ZM98 241H99V240H98ZM171 241H172V240H171ZM196 241H197V240H196ZM207 241H208V240H207ZM10 242H8V243L10 244ZM12 242L14 243L15 241H12ZM18 242H19V241H17V243L15 242V245H13V243H12L10 246H8V244H7V242H6L5 245L7 244V245H6L7 248H8V247H12V250H11V248H10L11 253H12V251H18V249H16V247H15V246H19V245L21 244V243H18ZM20 242H21V241H20ZM38 242H39V241H38ZM38 242H37V244H38ZM52 242H53V240H52ZM78 242H79V241H78ZM100 242H101V241H100ZM177 242H178V241H177ZM261 242H262V241H261ZM42 243H44V242H42ZM42 243H41V244H42ZM50 243H51V241H50ZM50 243H49V247H48V248H50L51 246H53V244H52V243L50 244ZM68 243H69V242H68ZM94 243H95V242H94ZM104 243H105V242H104ZM124 243H125V242H124ZM16 244H17V245H16ZM18 244H19V245H18ZM26 244H27V243H26ZM44 244H45V243H44ZM74 244H75V243H74ZM146 244H147V243H146ZM181 244H182V243H181ZM181 244H179V245H181ZM208 244H209V243H208ZM30 245H31V244H30ZM33 245H34V244H33ZM42 245H43V244H42ZM70 245H72V243H71ZM92 245H93V244H92ZM94 245H95V244H94ZM102 245H103V244H102ZM179 245H178V246H179ZM26 246L28 247V244H27ZM26 246H25V247H24V246H22V247L19 246L18 248H19V249L21 248V249H22L21 251H23V250H24L23 247L26 248ZM45 246H47V245H45ZM149 246H150V245H149ZM4 247H5V246H4ZM31 247L33 248V246H30V250H29V248H27V249L29 250L28 253L31 252V250H32ZM95 247H96V246H95ZM97 247H98V246H97ZM104 247H105V246H104ZM129 247H130V246H129ZM140 247H141V245H140ZM147 247H148V244H147V246H146V249H147ZM158 247H159V246H158ZM180 247H181V246H180ZM244 247H245V246H244ZM13 248L16 249V250H14ZM40 248H43V247H42V246L37 247V249H40ZM67 248H68V247H67ZM118 248H119V247H118ZM135 248H136V247H135ZM135 248H134V249H135ZM144 248H145V247H144ZM148 248H149V247H148ZM27 249H26V250H27ZM35 249H36V248H34L32 251L35 252V251H36ZM95 249H96V248H95ZM131 249H132V248H131ZM146 249H145V250H146ZM207 249H208V248H207ZM210 249H211V248H210ZM5 250H6V249H5ZM7 250H8V252L4 251L3 249L0 250V258H1L0 261H1L2 263H5V264H13V261H12V255H11V254H8V253H10L9 248H8ZM52 250H53V248H52ZM54 250H55V249H54ZM54 250L52 251V256H53V252H54ZM135 250H136V249H135ZM149 250H151V249H149ZM156 250H157V249H156ZM156 250H154V252H155ZM175 250H176V249H175ZM1 251L5 252V253L3 254V252H1ZM24 251H25V250H24ZM24 251H23V252H24ZM55 251H56V250H55ZM59 251H60V250H59ZM64 251H65V250H64ZM118 251H119V250H118ZM167 251H168V250H167ZM41 252H42V251H41ZM143 252H144V251H143ZM150 252H151V251H150ZM243 252H244V251H243ZM258 252H259V251H258ZM14 253H15V252H14ZM25 253H27V252L25 251ZM47 253H48V254L50 253L49 255L51 256V252H47ZM47 253H46V254H47ZM55 253H56V254L59 253V255H60V252H55ZM139 253H140V251H139ZM170 253H171V252H170ZM211 253L214 254V252H212V251L210 252V254H211ZM250 253H251V252H250ZM252 253H254V252H252ZM12 254H13V253H12ZM48 254H47V255H48ZM63 254H65V252H64ZM137 254H138V253H137ZM166 254H167V253H166ZM210 254H209V255H210ZM242 254H244V253H242ZM245 254H246V253H245ZM15 255H16V254H15ZM18 255L21 256L22 254H21V255L18 254ZM59 255H58V256H59ZM192 255H193V254H192ZM36 256H37V255H36ZM54 256H55V254H54ZM54 256H53V257H54ZM56 256H57V255H56ZM56 256H55V257H56ZM65 256H68V255L66 254ZM70 256H71V255H70ZM138 256H139V255H138ZM216 256H217V255H216ZM21 257H22V256H21ZM23 257H24V255H23ZM27 257H31L30 259H33V257H35V255H33V254L30 255V254H29V255H26V256H25L26 259H27ZM53 257H52V258H53ZM55 257H54V259L57 258V257H56V258H55ZM112 257H113V256H112ZM120 257H121V256H120ZM212 257H213V255H212ZM65 258H66V257H65ZM115 258H116V257H115ZM36 259H37V258H36ZM39 259H41V258H39ZM54 259H52V260H54ZM58 259H60V258H58ZM58 259H56V261H57ZM68 259H69V258H68ZM146 259H147V258H146ZM257 259H258V258H257ZM27 260H29V259H27ZM37 260H38V259H37ZM41 260H42V259H41ZM41 260H40V261H41ZM47 260H48V259H47ZM60 260H61V259H60ZM66 260H67V259H66ZM77 260H78V259H77ZM144 260H145V259H144ZM33 261H34V260H33ZM33 261H32V262H33ZM43 261L45 262V260H43ZM48 261H49V260H48ZM67 261H70V260H67ZM130 261H131V260H130ZM210 261H211V260H210ZM213 261H214V260H213ZM260 261H261V260H260ZM1 262H0V264H1ZM46 262H47V261H46ZM50 262H51V261H50ZM151 262H152V261H151ZM151 262H150V263H151ZM158 262H159V261H158ZM183 262H184V261H183ZM201 262H202V261H201ZM25 263H28V262L25 260ZM33 263H34V262H33ZM59 263H60V261H59ZM62 263H63V262H62ZM78 263H79V262H78ZM83 263H84V262H83ZM126 263H127V262H126ZM194 263H195V262H194ZM17 264H19V262H17ZM39 264H40V263H39ZM47 264H49V263H47ZM50 264H51V263H50ZM60 264H61V263H60ZM64 264H65V263H64ZM129 264H130V263H129ZM162 264H163V263H162ZM224 264H227V263H224Z\"/></svg>", "mask_w": 264, "mask_h": 264}]
</instances>
